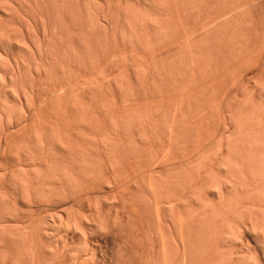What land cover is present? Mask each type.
<instances>
[{"label": "rangeland", "instance_id": "rangeland-1", "mask_svg": "<svg viewBox=\"0 0 264 264\" xmlns=\"http://www.w3.org/2000/svg\"><path fill=\"white\" fill-rule=\"evenodd\" d=\"M106 0H98L97 2V4L96 5H98L99 4V7H95V5L94 6H92L91 8H93V11H95V13H97V12H100V11H102V10H104L105 11V9H106V12H107V8H109L108 6L110 5V3H112L111 4V7H112V11L113 12H115L118 8H119V10H117V13L119 14V16H118V14L116 13V15L115 14H113V12H111L114 16H115V19H116V17H120L119 18V20L121 19V16L123 17V12L122 11H126L128 8H130V9H135L136 7V9H135V11L137 12V13H139L141 10H143V12H145V10H144V7H145V5L146 4H143V2H139V1H143V0H138V2H137V0H126V1H129V3L128 4H131L132 5V7L129 5H125L126 3V1L125 0H121V2L123 3L124 2V4L122 5L121 4V2H119L120 0H113L112 2H109V5L106 7V4H105V7L103 6L104 4H102V3H104ZM131 1H134V2H132V3H134V4H132L131 3ZM135 1H136V3H135ZM145 1V0H144ZM248 0H243L242 2L243 3H241V4H239V5H237V6H240V5H243V7H241L239 10H237L234 14H231L230 15V13H229V15H227V17H226V15H225V17L224 16H222V17H224V18H219L220 19V21H218L217 23H216V21L217 20H219L218 18L216 19V21L215 22H213V20H212V22L213 23H211V22H207V26H206V23L205 24H203V25H205V27L206 28H204L203 26H201L200 24H198V25H200L199 27H197V25L195 26V27H193V29H195L196 27L197 28H199V29H195V30H192V32H194L193 33V35H192V33H190L191 35H190V37L188 36V40H183V43L179 46V44L178 43H176V44H178V45H176V47L174 46V43H173V45H172V47H171V45H169V47H171V48H173V49H167V48H165L166 50L164 51V53H162V51L161 52H159V50H158V53H159V55H154L153 54V58L149 55V56H146V57H148L146 60H145V58L144 57H142L143 58V60H144V62H143V60H142V58L140 57V56H136L135 54H133V55H135V57L133 56V55H131V54H128V56H121V57H124V58H126L125 59V62L123 61V59L124 58H121V57H119V56H114V57H116V58H114V57H112V58H110V59H107L106 61H105V63L107 64V62L109 63L108 65H106L105 66V64L103 63L102 64V66H103V68H101V69H103V71H101V69L100 70H98L97 69V72L95 73V74H98L99 72H101L102 74L100 75V73L98 74V75H96V77L94 76L91 80H93V81H91V80H89V82L87 81H85V82H83V86H81V87H79L80 85H82V84H80L79 86H77L74 90H70V89H68V91L66 92V94H60L61 96H59V95H57V97L55 98V96H52L51 97V95L49 96V98L46 100V102H45V105L43 106V108H41V112L39 111V113H38V115H37V113H36V116L34 115V117L36 118H32V120H38L37 122H39L40 123V121L42 120V122H43V120L45 121V119H47L46 121H48V123H46L47 125L49 124V121H53L54 123H56V122H58V123H60V126L62 127H64V129H70L71 131H72V133L73 132H77V134H75V135H77V136H74L73 138H74V140L75 139H77L76 141H80V143H79V149L78 150H76L75 152V155L79 152L80 154H81V151L83 152L82 153V155H84L85 157L88 155V154H86V153H89V155H88V157H84V156H81L79 153V155L77 156H71L72 154H74V151H72V152H70L69 150H67V149H65L64 151H66V153L64 154V159H65V162H61V165H66V166H68V167H70L71 168V163L74 161V163L75 164H77L78 162L80 163L81 162V160L82 159H80L81 157H83L84 159H86V160H82V161H85V162H81V163H83L82 165H83V167L81 166V164H79L78 163V165H80L81 166V168L83 169L84 168V170H85V167H87V169L89 170V171H91L89 174V176H83L82 174H84V173H82V171H80V175L78 174L77 176H76V174H77V168L79 167V166H77V167H75V169H76V172H74L73 170V173H74V175L72 176L71 175V179H73V180H75V181H77L78 183H79V181L80 180H82V182H86L85 180H95V179H98L99 181H100V177L102 176V177H104V178H102V179H105L106 181L105 182H107V179H110L111 181H109V183H107V185L105 186V185H101V187H104L102 190H101V188H100V186L98 185V182H96V186L98 185L99 186V188H98V191H99V193L97 192V190H96V188H95V190L96 191H94V189L92 188V185L91 184H93V183H91V182H89V183H91L90 184V186H89V183H88V185H86L85 183H83V186L82 187H84V184L86 185L85 186V188L88 186L89 188H87L88 190L89 189H93V193H90V191L88 192V194H86V195H84L85 196V199H84V196H83V194L84 193H82V192H86L85 191V188H84V191H83V188H81V190H80V188L78 189V185H81V184H76V191H74V188H75V186H72V187H74L73 188V191H74V193H73V191H71L70 190V186L69 187H65L66 185H69V184H71V185H74V184H72L73 183V181L71 180V182L72 183H69V184H67L66 183V181H65V178L67 179V180H69V176H70V172L71 171H69V174H67L68 173V171H67V167H65V170L67 171V173H66V171H65V173L68 175V176H65L66 174H64V178H63V180L65 181V183H66V185L64 186V188H66V189H63L62 187H58V186H60V184L59 185H56V184H58L57 182H59L58 181V179H57V177H56V175H55V167L53 168V167H51L52 168V170L54 171H51V169L49 168V170H47V172L49 171L51 174H52V172L54 173V175L52 174V176H53V178L54 177H56L55 179H57L56 181H54L53 180V178H50L51 177V174L50 173H48L49 175H50V177H48V179H49V184L51 185V189L52 188H54L55 190H57L59 193H61L64 197H63V199L64 200H66L67 199V201H69L68 203L66 202V204H64L63 205V203H60V202H58L59 200H61V199H58V203L57 202H55V201H53L55 198H58V197H60V196H62L61 194H59L57 191H53V195H56L57 193V196L58 197H55L53 200L51 199V198H46V197H44L43 196V194H41L42 195V197H40V196H38V198H42V200H40V199H36V197H35V199H36V201L37 202H35V199H32V200H29L28 199V197H26L27 196V194H26V192H27V190H26V188H24L23 187V185H21L20 184V182L23 184V180H25V178L27 177V175H25L26 177H24V174H26L27 173V170H28V173H29V171L31 170L32 171V168L31 167H33V165L34 164H32V163H35V162H32V160H31V164H32V166H30V165H26L27 164V162L26 163H24L25 161H27V159H28V162H30L29 161V158H31V157H27V159L25 160V158H24V156L23 155H25L26 154V152H25V147H28V145L30 144V143H35L37 140V138H39L38 136H36V134L39 132V130L36 128L37 126H38V124H37V122H36V124H33V123H31L32 122V120H31V124L29 125V126H25V128H23V127H20L19 129L17 128V130L16 129H13V131H11L10 129H12V128H14L15 126H16V124H17V119L18 118H16V114H17V112L19 111V110H16V109H19L21 106L23 107L24 106V108L26 107L25 105V103H26V97L24 98L23 97V94L25 93L24 92V89L22 88L21 89V86L19 87V88H17L19 85H17V87H16V85H14V83L13 82H11V81H13L12 79L10 80V77H11V71H12V66H11V64L13 63L14 65H15V59L14 58H16L17 60L19 59H22V58H24V61H26L27 60V58H25V57H23V56H25L26 54L25 53H27V52H23L25 55H23V53H21L20 52V49L19 48H17V47H13V48H10V47H7V48H5V47H1L0 46V53H1V55H0V78H2V79H0V82L2 83V85H1V83H0V100L2 101V102H0V104H4V105H6V107L8 108V109H6V107H5V109H6V111H7V115H6V113L4 112V114H5V116L4 115H2L3 116V119H4V121L2 122V124H4L2 127H1V122H0V130H1V132H0V140H1V137H2V139L3 140H1L2 142L0 143V203L2 202V203H4L5 202V200H6V203H8V205H6L7 207H9L8 209L6 208V206L3 204V205H1V207H0V227H2L3 229H1L0 228V231H4L5 229L7 230V231H4L3 233L2 232H0L1 233V235H4L3 236V238H2V236L0 237V239L2 240V239H4V241H0V242H2V244L0 243V264H15V262H16V264H32L30 261H31V259H29L30 261H28V259H27V255H28V253L26 252V249H27V246H25L26 244H27V242H22V241H20V240H18L17 238H13L12 237V240H13V242H12V240H9L10 238H8V236L7 235H10L11 233V235H13L14 233V235H16L17 234V236L18 235H20L21 234V231H24V232H26L25 230H23V229H29L28 230V232H30L31 230H33V231H31V233H32V235L34 236L33 237V239L35 238V240H33V243H34V245H35V243H37L38 245H37V247L38 248H36L37 249V251H38V253L40 254H38L39 255V258H40V261H42V262H39V264H156V261H157V263L159 262V264H168V263H170L169 261H171V264L173 263V264H177L178 263V261L180 260V262L181 261H183V256H182V258H177V259H175L176 260V262H175V260L172 262V260L174 259V257H175V251H174V253H173V251H172V247L171 248H169L170 246H174V245H172V244H175V243H177L178 241H180V242H182L183 241V239H185V241H186V239L189 237L188 235H186V234H189L190 235V233H191V235H190V237L191 238H188L187 239V241L189 240V239H191V241L189 240L188 241V244L191 242V243H193V244H195V245H192L191 247H190V244H189V247H188V245H187V241H186V246H187V248H189L191 251L193 250V247H194V250L195 251H192L193 253V255L191 256L192 257V260L193 261H195L194 260V258H195V256H196V260L197 261H195V262H193V261H191V263L193 262V263H195V264H203L204 263V261L203 260H206V259H201V256H197L196 254V249H198V252H200L199 250H200V248L201 249H204L203 247L205 246L204 244H208V243H206V242H209L210 240L214 243V244H217V245H219L220 244V249L218 250L219 252H221V254L220 253H218V256H219V258H217L218 260H217V264H229L230 262L226 259V258H228L229 260H231L230 258H232L231 256H229V253H232V255L233 254H235V257H234V259H232V262H234V264H253V260H252V258H251V254L249 253V252H247V253H249V254H247L246 253V250H245V244H246V240H249V236H248V232H247V234H242L241 236H239V234H241V233H239V231H240V229H239V227L241 226V225H238V224H236V223H240V224H242V221H244L245 219V217L244 216H246V212L245 211H247V210H249L250 208H251V206H252V204L255 202V199L254 198H252L250 195L249 196H246V195H243L242 193V195H236V193H234V191L232 190V192L230 193L229 192V194L230 195H228V197L227 198H225L224 197V199H219V195H220V192H218L220 189V184H222V182L221 181H223L224 180V178H225V176H229V177H235L234 179H237L236 177H240L241 176V174H239V172L237 171V173H236V169H234V170H232L233 171V173H236L234 176L232 175V174H230V173H228V171H224L223 169L226 167L225 165H224V163H222L223 164V167H221V171L218 169L219 168V165L218 164H220V162H222V156L220 155V154H222V155H224L225 156V154H223V152L225 151V153H226V150L227 149H225L224 151H223V149L224 148H226L227 146H228V144H230V146L232 145V149H235L236 147V149L235 150H237V149H239V147L241 148V146L244 148V146H245V144H247V145H249V142L247 141L249 138H248V136H249V132H251V134H252V132H253V130L252 131H250L251 129H253V128H255L256 127V125L254 124L253 126H252V124L251 123H253L252 122V120H254V122H256V120L258 121V122H260L259 120H262V121H264V78H263V76L262 75H264V37H262V36H264V0H249L248 2H247ZM260 1V2H259ZM100 2H101V6H100ZM108 2V1H107ZM107 2H105V3H107ZM114 2H115V4L116 5H114ZM246 3V5H245V3ZM145 3V2H144ZM261 3V4H260ZM118 4H120L119 6H118ZM113 5V6H112ZM133 5H134V7H133ZM141 5V6H140ZM245 5V6H244ZM261 5V6H260ZM125 6H127L126 8V10H125ZM140 6V7H139ZM237 6H236V8H237ZM248 6V7H247ZM259 6V7H258ZM85 7H87V6H85ZM105 9H104V8ZM110 7V8H111ZM116 7H117V9H116ZM123 8L122 10H121V12H119L120 11V8ZM147 7H149L148 8V10L150 9V6H147L146 5V8L145 9H147ZM184 7V6H183ZM182 7V8H183ZM257 7V8H256ZM84 8V7H83ZM88 8V7H87ZM86 8V9H87ZM100 8V9H99ZM102 8V9H101ZM139 8H140V10H139ZM244 8V9H243ZM89 9V8H88ZM116 9V10H115ZM129 9V10H130ZM156 9V8H155ZM238 9V8H237ZM84 10V9H83ZM91 10V9H90ZM100 10V11H99ZM110 10V9H109ZM126 11V12H129L130 13V11H132V10H130V11ZM139 10V11H138ZM148 10H146V11H148ZM250 10V11H249ZM85 11V10H84ZM87 11V10H86ZM85 11V12H86ZM92 11V10H91ZM235 11V10H234ZM243 11H245V12H243ZM133 12V11H132ZM142 12V11H141ZM238 12V13H237ZM249 12V13H248ZM122 13V14H121ZM248 13V14H247ZM252 13V14H251ZM125 14V13H124ZM132 14H134V16H135V13L133 12V13H131V15ZM241 14V15H240ZM85 15H87V13L85 14ZM236 15V16H235ZM255 15V16H254ZM91 16H92V14H91ZM126 15H124V17H125ZM133 16V15H132ZM136 16H138V15H136ZM235 16V17H234ZM249 16V17H248ZM254 16V17H253ZM263 16V17H262ZM127 17V16H126ZM238 17V18H237ZM251 17H253L252 19H251ZM256 17V18H255ZM262 17V18H261ZM118 18H117V20L116 21H118L119 22V25H120V22H124L125 20H124V18L123 19H121V21H119L118 20ZM126 19V18H125ZM235 19V20H234ZM240 19V20H239ZM194 20V19H193ZM225 20V21H224ZM235 22H234V21ZM243 20V21H242ZM241 21V22H240ZM86 22H87V20H86ZM123 22H122V24H123ZM252 22V23H251ZM125 23V22H124ZM237 23V24H236ZM246 23V24H245ZM250 23V24H249ZM257 23V24H256ZM210 24V25H209ZM211 24H212V26H211ZM225 26H224V25ZM230 24H232V25H230ZM240 24V25H239ZM261 24V25H260ZM124 25V24H123ZM222 26V27H221ZM230 26V27H229ZM247 26V27H246ZM253 26H255L254 27V29L252 30V27ZM257 26V27H256ZM203 27V28H202ZM221 27V28H220ZM235 27V28H234ZM250 27H251V29H250ZM122 28H123V26H122ZM218 28V29H217ZM223 28V29H222ZM230 28V29H229ZM206 29V30H205ZM221 31H220V30ZM238 29V30H237ZM257 29H258V31H257ZM247 30V31H246ZM251 31L252 30V32L254 33H252V32H249V31ZM100 31V30H99ZM97 31V33H100V32H102V31ZM204 31V32H203ZM208 31H209V33H208ZM220 31V32H219ZM228 31V32H227ZM234 31V32H233ZM243 31H245V32H243ZM218 32V33H217ZM248 34H247V33ZM96 33V34H97ZM211 33V34H210ZM213 33V34H212ZM224 33V34H223ZM226 33V34H225ZM229 33H231V34H229ZM242 33V34H241ZM250 33H252L251 35H249ZM205 34H206V38H205ZM220 34V35H219ZM233 34H234V36L235 37H233ZM256 34H258V35H256ZM188 35V34H187ZM203 35V36H202ZM212 35V36H211ZM223 35H225V36H223ZM229 35H230V37H229ZM238 35V36H237ZM253 35V36H252ZM98 36H100V35H98ZM208 36V37H207ZM209 36H211L212 38H210ZM223 36V37H222ZM247 36H248V38H247ZM259 36V37H258ZM185 38H186V36H184ZM201 37H203V39L201 38ZM237 37V38H236ZM244 37H246V38H244ZM251 37V38H250ZM219 38V39H218ZM222 38V39H221ZM233 38H235V39H233ZM252 38H255L256 40H254V39H252ZM259 38H260V40H259ZM199 39V40H198ZM212 39V40H211ZM214 39H216V41L214 40ZM218 39V40H217ZM245 39H246V41H245ZM247 39H249L248 41L250 42V41H252L253 40V42H254V45L253 44H250V43H253V42H250V43H248L247 42ZM35 40V39H34ZM33 40V41H34ZM201 40V41H200ZM204 40V41H203ZM205 40H206V42H205ZM212 42H211V41ZM221 40V41H220ZM223 40V41H222ZM224 40H226V42H224ZM230 40V41H229ZM235 40H236V42H235ZM242 40H244V41H242ZM259 40V41H258ZM215 41V42H214ZM237 41L238 42H240V44H243V45H245L246 46V48L244 49H241V53L239 54V55H236L237 53L235 52V47H233L232 49H234V50H232L231 49V46L233 45L231 42H233L235 45L234 46H236V44H237ZM178 42V41H177ZM182 42V40H180V43ZM193 42V43H192ZM199 42H201V44L199 43ZM215 44H214V43ZM220 42V43H219ZM222 42V43H221ZM242 42H245V44L244 43H242ZM256 42H257V45H255L256 44ZM260 42V43H259ZM212 43V44H211ZM217 43V44H216ZM219 43V44H218ZM224 43V44H223ZM228 43V44H227ZM229 43H231L230 45L231 46H226V45H229ZM263 43V44H262ZM200 44V45H199ZM215 46H217V47H215ZM190 45H191V47H190ZM198 45V46H197ZM206 45V46H205ZM209 45L211 46L210 47V49H209ZM213 45V46H212ZM218 45H220V46H224L223 47V49L221 48V51L219 50L218 51V49H220V46H219V48H218ZM238 45V44H237ZM242 45V46H243ZM178 46V47H177ZM248 46V47H247ZM252 46H256V47H252ZM175 47V48H174ZM189 47V48H188ZM193 47V48H192ZM225 47H227V48H225ZM229 47H230V51L232 50V52H230V53H235V56L236 57H232V55H230L231 56V58H232V62L230 61V60H228L229 58H230V56H228V53H227V50H229ZM251 47L252 48H254V49H251ZM5 50H4V49ZM9 48V49H8ZM14 48H15V50H14ZM17 48V49H16ZM203 48V49H202ZM212 48H213V50H214V48H215V50H214V52H212L213 50H212ZM218 48V49H217ZM255 48H258V49H255ZM262 48H263V50H262ZM13 51V52H11V50ZM164 49V48H163ZM201 49H202V51H201ZM205 49H208V51H210L212 54H214V55H211L212 57L213 56H215L216 57V52H218L217 54V57L214 59V57H213V59L212 58H210L211 56L209 55V54H211V53H209L208 54V52L206 53V51H205ZM226 49V50H225ZM248 49H250L249 50V52H248ZM4 50V51H3ZM19 50V52L21 53L20 55H23V56H20L19 57V52H17ZM168 50V51H167ZM175 50V51H174ZM194 50V51H193ZM245 51V53H244V55H243V52ZM255 50V51H254ZM258 50H259V53H258ZM9 51V52H8ZM16 51V52H15ZM169 51H171V52H169ZM182 51V52H181ZM185 51V52H184ZM191 51V52H190ZM197 51H199L200 52V54H203L204 52H205V54H203V56H204V58L207 56V54L210 56H208V58L207 59H209L211 62H209V63H207V66H205L206 65V62H208L207 61V59L206 60H204V58H202V57H200V56H202V55H200L199 54V52H197ZM226 52V54H227V57H226V54H225V56L224 57H226V58H224V59H222L221 60V58H223V55H224V53L223 52ZM254 51V53H252ZM11 52V53H10ZM167 52L168 53H170V54H167ZM194 52V53H193ZM196 52V53H195ZM222 52V55L220 56V53ZM238 52H240V50L238 51ZM13 53V54H12ZM172 53V54H171ZM186 53V54H185ZM229 53V54H230ZM250 53V54H249ZM252 53V54H251ZM258 55H257V54ZM7 54V55H6ZM11 54V55H10ZM17 54V55H16ZM166 54V55H165ZM179 54H181V55H179ZM185 54V55H184ZM191 54V55H190ZM197 54H199L198 56H197ZM242 54V55H241ZM13 55V56H12ZM30 54H27L26 56L28 57ZM174 55V56H173ZM178 55V56H177ZM189 55V56H188ZM194 55H196L197 57H200V58H195V56L193 57ZM251 55H252V57H251ZM260 55V56H259ZM17 56V57H16ZM132 56V57H131ZM155 56H156V58H155ZM191 56V57H190ZM244 56V57H243ZM246 56V57H245ZM13 57V58H12ZM19 57V58H18ZM30 57H31V55H30ZM117 57H119V58H117ZM131 57V58H130ZM170 57V58H169ZM183 57H186V58H183ZM190 57V58H189ZM229 57V58H228ZM241 57V58H240ZM248 57H250V58H248ZM29 58V57H28ZM115 60H114V59ZM139 58H141V59H139ZM151 58V59H150ZM156 60H155V59ZM162 58V59H161ZM166 58V59H165ZM168 58V59H167ZM171 58H174V59H171ZM202 58V59H201ZM219 59V61H218V59ZM240 58V59H239ZM258 58V59H257ZM263 58V59H262ZM7 59H10V60H12V61H10V60H7ZM122 59V60H121ZM130 59V60H129ZM133 59V60H132ZM137 59V60H136ZM141 61H139V60ZM149 59V60H148ZM171 59V60H170ZM180 59V60H179ZM198 59V61L197 62H200V63H202V60H204L203 61V63L202 64H204V65H200V64H198L197 62H196V60ZM199 59H200V61H199ZM213 61H212V60ZM225 59L226 60H228V62L226 61L225 62ZM235 61H234V60ZM242 59V60H241ZM114 60V61H113ZM121 60V61H120ZM126 60H128V61H126ZM132 60V61H131ZM135 60H136V62H135ZM153 60V61H152ZM158 60V61H157ZM179 60V62L178 63H180V65H182L181 64V61L183 62L184 60L185 61H187V64L188 63H190V64H192V65H187V69H188V67L190 66V68H189V70H190V72H189V70H186L187 72H189V73H187V72H182V73H187L188 75L190 74V76H192L193 75V73H194V75L190 78V76H188L187 74H185V76H186V79H187V77H188V79H189V81H188V79H187V81H186V83H189L190 81H192V82H190V84L192 83V85H188V84H182L181 86L182 87H184L185 86V88H186V86L188 85L189 87H187V88H191L190 89V91L188 90V89H185V88H182L181 86H179L182 82H184L186 79H184V81H181L180 79H182L183 77H185L182 73H180L179 74V76L177 77L178 78V83L176 84L175 82H176V77L174 78V74H173V72H170V73H172L171 75L169 74V78L166 76L165 77V75L166 74H168L167 73V71L169 72V70H171V68H172V66H174L175 68H176V66L177 65H179L178 63H177V61ZM189 60V61H188ZM195 60V61H194ZM214 60H217L216 62H214ZM221 60V61H220ZM239 60H240V62L242 63H240L239 62ZM244 60H245V62H244ZM4 61V62H3ZM12 62V63H10V62ZM27 61H32L30 58H29V60H27ZM152 61V62H151ZM155 61V62H154ZM185 61H184V63H185ZM247 61V62H246ZM251 61V62H250ZM8 62V63H7ZM33 62V61H32ZM113 62V63H112ZM146 62V63H145ZM170 62V63H169ZM195 64H193V63ZM205 62V63H204ZM213 62V64H211ZM222 62H224V64H226L225 66L223 65V67L221 68L220 67V64H221V66H222ZM239 62V63H238ZM249 62H250V64H249ZM31 63V62H30ZM144 63H145V65H144ZM153 63V64H152ZM156 63V64H155ZM172 63V64H171ZM177 63V64H176ZM216 63V64H215ZM219 63V64H218ZM236 63V64H235ZM245 63V64H244ZM254 63V64H253ZM257 63V64H256ZM3 64V65H2ZM112 64V65H111ZM136 64V65H135ZM165 64V65H164ZM232 64V65H231ZM234 64V65H233ZM6 65V66H5ZM13 65V66H14ZM27 65H28V63H27ZM148 67H147V66ZM159 65V66H158ZM168 65H170V66H168ZM197 65H200V66H198V67H201V68H199L200 70H198V67H197ZM209 65H213V66H215V65H218V66H215V67H218V68H216L215 69V67L213 68V66H212V68H210L211 66H209ZM227 65H228V67H227ZM231 67H230V66ZM239 65V66H238ZM5 66V67H4ZM101 66V67H102ZM166 66H168V67H166ZM193 66V67H192ZM195 66V67H194ZM207 67V68H205V67ZM209 66V67H208ZM234 66V67H233ZM240 66H244V67H242L243 69L246 67V72H245V70H243ZM251 66H253V67H251ZM258 66V67H257ZM7 67H9V68H7ZM105 67V68H104ZM141 67V68H140ZM145 67H147V68H145ZM152 67H154V68H152ZM162 67H164V68H162ZM165 67H166V70L167 71H165L166 72V74L164 75V72H163V69H165ZM170 67V68H169ZM174 67H173V69H174ZM192 67V68H191ZM196 67H197V71H196ZM204 69H203V68ZM248 67V68H247ZM100 68V67H99ZM133 68V69H132ZM149 68V69H148ZM161 68V69H160ZM225 69V71H224V69ZM231 68V69H230ZM237 69V71H235L236 69ZM241 68V69H240ZM251 68V69H250ZM141 69H143L142 71H147V73H149V75L151 74V76L152 75H154V73H157V77H156V80H154V81H156V84H157V82H159V87L156 85V86H154V88L153 87H150V89L152 88V91H157L158 93H157V95L155 94V93H153L152 92V94L150 95L151 96V98H150V96H149V94H147V92L149 93V92H151V90L150 89H148L149 91H147V88L146 87H144L143 88V90H144V93L146 94H144L143 92L140 94V95H142L141 96V98H140V96L138 97L137 96V98L139 99H141V101L143 100V99H145V98H147V99H145V100H143L142 102H140L138 99H135V100H138V102L139 103H137L136 104V102H135V100L133 101L132 100V98L130 99V100H132V102L130 101H128L127 102V104L125 103V106L124 107H128V106H130L131 108L133 107H135V106H137L138 104L139 105H141V107L143 106H147V108L149 107L148 105H152V104H154L155 102L154 101H156V103L155 104H157L158 105V107H160L161 109H162V107L164 106L165 107V105L167 104V106L164 108L163 107V109L165 110V109H167L168 107L171 109V107L174 109V110H176V112L175 113H177V116H176V114H173V116L172 117H170V115L169 116H165V117H162V116H157L156 115V118H155V116L154 117H151V119H153V120H151V122L153 121V123H151V122H148V120L150 121V119H148L147 118V120H146V118H144V117H146V116H144L143 117V115H141V117H143V119L145 120L144 122L146 123V121H147V123H150V125L151 124H153L154 125V123L157 125V127L156 128H154L155 126H153V128L154 129H150L151 131L152 130H156L157 128H158V125L160 124V122H162V120L163 121H165V120H167V119H169V117H170V121L169 120H167V123H171V121L173 120L174 122H175V120H177L178 122L180 121V123L182 122L181 120H185V121H187V122H185L184 121V123L182 122L181 123V127L179 126V125H177V127H178V130L175 128V127H171V126H168L167 125V127H169V129H172V130H174V128L178 131H176V133H180L179 135L178 134H176L177 136H179L178 137V139L180 140H172L171 138V134H173V133H171L170 134V132H175V131H171L170 130V132L169 131H167V130H169V129H167L166 131L167 132H169V134L171 135H169L170 136V141H172L171 143H170V145H163V144H166V141L163 143V140L165 139V138H168L169 136L167 135L166 136V132H164V133H166L165 134V138L163 139H161V138H157V137H159V136H156L155 137V132L156 131H154V133H153V131L151 132H147V133H149V134H151V133H153L154 135V138H152L153 139V141H152V139L150 140V138L151 137H149L150 135H148L147 133H145L144 135H147V136H144V135H142L143 136V138L146 140V142L147 141H149V144L151 145V147L149 148H147V146L145 145V144H143V143H140L141 141L142 142H144L143 140V138L141 137V132H140V134L138 133H136L135 135L137 136V137H134V138H132L131 136L132 135H130L129 133L131 132L132 133V131H133V129H135V127L133 128V129H130L129 130V135H127V133L125 132L124 134H126L127 135V142L131 139L132 141H133V143L135 142L133 139H135V138H138L139 137V135H140V140H141V138H142V140L140 141L139 140V143H140V145L142 144V145H144V146H146V147H144V148H147V151H145L144 149H143V146H142V148H140L139 146H138V144H136L137 145V147H138V149H137V147H136V145H132L133 143H131L132 141L130 140V142H128L129 144H128V146L130 147V149L127 147V142L124 140V139H122V137L120 136V138H121V140H123V141H125L126 142V146H124V147H126V148H124L123 146V149H121L120 147V149H118V148H115L116 149V151L114 152V150L115 149H112V150H110V151H113V154L115 155V154H118V151L119 150H122V153L124 152V150L126 151V152H128V150H129V153H130V151H131V155H128V154H125V153H123V155L125 154V156L127 157V160H128V162H127V160L125 159V158H122V159H120V158H117L118 157V155L116 156V160L119 162H117V161H115V159H111L113 162H115L116 164L118 163V164H120L121 162L123 163L124 161L126 162H124L123 164L125 165H123L122 163V166L121 165H116V164H113V162L112 163H110L109 164V162L111 161H109V159L108 158H106V156H102V154H103V152L105 151V149L106 148H102V149H96L97 147L95 146V144H94V141L93 140H95V139H97L98 141L100 140V138L102 137V135H97L96 133H94V134H96V138L95 139H93L91 136L89 137V132L88 131H86L87 133H89L87 136L89 137H87L86 136V133H84V136H86V137H84V136H82V134H80L79 132L81 131L82 132V130H79L78 131V129H79V127H80V125H77V124H80V122L82 121V119L81 118H83V120L85 121V119H84V116H83V111L81 112H78L77 111V113L76 112H72L71 110L69 111L68 109L71 107V105L73 104V102L74 103H83L84 102V104L85 103H88L89 102V104H90V106L92 105V102H93V100L92 99H95V101H99V102H97V105H96V102H93V104H94V106H100V105H98V104H103L104 103V106L105 107H108V105L109 106H111V104H116V106H115V104L113 105V107L115 106V107H121L119 104L120 103H122L121 101L123 100L122 98V96H121V93H120V91L118 90V92H116V90H117V87H119V85L121 84H129L128 86H130L131 84L130 83H135V82H137V80L138 79H135V78H137L138 77V74H139V72H140V74L142 73V75L144 74V72H141ZM147 69V70H146ZM152 69H155V70H152ZM169 69V70H168ZM172 69V71H174ZM192 69H194L195 71H196V74L199 72V71H201V69H203L202 71H203V73H202V75H204V74H206L207 76H202L201 75V73L199 72V74L198 75H196L195 74V72L192 70ZM209 69V70H208ZM210 69H212V71L210 70ZM213 69H215V70H213ZM218 69H220V70H218ZM254 71H253V70ZM257 69V70H256ZM108 70V71H107ZM149 70L151 71V73L149 72ZM157 70V71H156ZM159 70V71H158ZM205 70H207V71H205ZM222 70H223V72H222ZM244 72H243V71ZM259 70V71H258ZM121 71V72H120ZM130 71V72H129ZM160 71H161V73H160ZM176 72H177V70H175ZM193 71V72H192ZM209 71V72H208ZM228 71V72H227ZM240 71V72H239ZM242 71V72H241ZM9 72V73H8ZM104 72V73H103ZM154 72V73H153ZM159 72V73H158ZM204 72H206V73H204ZM208 72V73H207ZM211 72V73H210ZM214 72H215V74H214ZM218 72H220V73H218ZM225 72V73H224ZM230 72H231V74H230ZM239 72V73H238ZM258 72V73H257ZM7 73V74H6ZM126 73V74H125ZM129 73V74H128ZM131 73V74H130ZM163 73V76L161 75ZM179 73V72H178ZM178 73H175V74H178ZM221 73H224V74H221ZM233 73H234V75H233ZM237 73V74H236ZM123 74V75H122ZM135 74H137L136 76H135ZM139 74V77L138 78H140V76H142V75H140ZM159 74V75H158ZM220 74V75H219ZM163 77H161V76ZM172 75H174L173 77H172ZM201 75V76H200ZM216 75V76H215ZM219 75V76H218ZM223 75V76H222ZM232 75V76H231ZM238 75V76H237ZM239 75H242V76H239ZM256 75V76H255ZM105 76V77H104ZM124 76V77H123ZM161 77V79H162V81L160 82V81H157L158 80V77ZM183 76V77H182ZM211 78H210V77ZM220 76H221V78H220ZM227 77V78H225V77ZM230 76V77H229ZM180 77H182V78H180ZM193 77H195L194 79H193ZM200 77H203V79H204V81H206V83L203 81V80H201L202 78H200ZM207 77V78H206ZM217 77V78H216ZM222 77H223V79H224V81H222L223 79H222ZM237 77V78H236ZM257 79H256V78ZM12 78V77H11ZM97 78V79H96ZM99 78V79H98ZM121 78V79H120ZM168 78V79H167ZM220 78V79H219ZM233 78V79H232ZM123 79V80H122ZM129 79H131V81L129 80ZM160 79V78H159ZM164 79V80H163ZM166 79V80H165ZM172 79V80H171ZM176 79V80H175ZM207 79V80H206ZM229 79V80H228ZM233 81H232V80ZM239 81H238V80ZM252 79V80H251ZM260 79V80H259ZM2 80H3V82H2ZM29 80H30V78H29ZM130 82H129V81ZM132 80H134V81H132ZM169 80H170V83H169ZM216 80V81H215ZM231 80V81H230ZM235 80V81H234ZM249 80V81H248ZM263 80V81H262ZM114 83H113V82ZM124 81V82H123ZM153 81V82H154ZM165 81H166V83H165ZM171 81H173V84H171ZM180 81V82H179ZM196 83V84H193L194 82ZM202 81V82H201ZM237 81V82H236ZM96 82H98V83H96ZM108 82V83H107ZM115 82H117V87H116V89H115V92L116 93H118V94H120V97H122V98H118V96H117V94L116 93H114L113 91L114 90H112V88H115V87H111V86H114L115 85ZM119 82V83H118ZM129 82V83H128ZM213 82H215V83H213ZM218 82V83H217ZM219 82H221V83H219ZM222 82H224V84H226V82H227V84L226 85H224ZM254 82V83H253ZM5 83H6V85H5ZM85 83V84H84ZM88 83V85H86ZM133 83H132V85H133ZM161 83H163V85L161 84ZM180 83V84H179ZM197 83H198V85H197ZM16 84V83H15ZM90 84V85H89ZM93 84V86H91ZM97 84V85H96ZM102 84H103V86H102ZM135 84H137V83H135ZM161 84V85H160ZM166 84V85H165ZM167 84L169 85L170 84V87L168 86V90H171L170 88H171V86H177L178 85V87H177V90H176V88H173L172 87V90L171 91H168L167 90ZM210 84V85H209ZM216 84H217V86H216ZM228 84H230L229 86H228ZM241 84H244V85H241ZM3 85H4V87H3ZM10 85H11V87H10ZM18 89V91H20V93H21V95H20V97H19V100H22V101H18V99H15V98H18V97H16V95L15 94H19V92L17 91V90H15L16 88H14V86ZM108 85V86H107ZM139 85V89H140V91H141V85L140 84H138ZM184 85V86H183ZM196 85L198 86V87H196ZM219 85V86H218ZM232 85V86H231ZM13 86V87H12ZM87 86H89L88 87V89H87ZM124 85H122V87H123ZM127 86V87H128ZM136 86V88L138 87L137 85H134L133 87H132V89L134 88ZM141 86V87H140ZM166 86V87H165ZM207 86V87H206ZM220 86H221V92H220ZM223 86V87H222ZM231 86V87H230ZM259 86V87H258ZM10 87V88H9ZM85 87V88H84ZM91 87V88H90ZM110 87H111V89H110ZM126 86H124V88L126 89L127 88ZM155 87H158V88H155ZM166 88V91H168V92H166L165 93V89H161V88ZM182 88V91L180 90L181 88ZM195 87H196V89H195ZM211 87V88H210ZM214 87H216V88H214ZM227 89H226V88ZM234 87V88H233ZM27 88V87H26ZM94 88H95V90H94ZM120 88V87H119ZM118 88V89H119ZM135 88V89H136ZM179 88V89H178ZM207 88H209V89H207ZM214 88V89H213ZM229 88V89H228ZM2 89V90H1ZM20 89V90H19ZM29 89V88H28ZM92 89V90H91ZM108 89H110V90H108ZM121 89V88H120ZM128 89V88H127ZM138 89V90H139ZM146 89V90H145ZM155 89V90H154ZM157 89V90H156ZM159 89H161L162 90V92L164 93H161V94H159ZM201 89V90H200ZM205 89V90H204ZM216 89V90H215ZM218 89V90H217ZM226 89V90H225ZM10 90H12L11 92H9ZM17 91L16 93H15V91ZM23 90V91H22ZM70 90V91H69ZM94 90V91H93ZM112 90V91H111ZM123 90V89H122ZM142 90V91H143ZM183 90H184V92H183ZM191 90H192V92H191ZM203 90V91H202ZM206 90H210L209 92L208 91H206ZM212 90V91H211ZM223 90V91H222ZM229 90V91H228ZM7 91V92H6ZM28 91V90H27ZM29 91H30V89H29ZM28 91V92H29ZM79 91H80V93H79ZM175 93H174V92ZM187 91V92H186ZM194 91H195V93H194ZM199 91H202V92H200V93H204V91H205V93L206 92H208V94L209 93H211V92H216V95H215V100H214V98H212V100L210 101L211 102V104H210V106L208 105L210 102H208V104H207V106L209 107H207L208 109L206 110V109H204V107H203V105H202V108H201V111L198 109V108H200V107H198L197 108V106L198 105H201V104H199V102L198 101H200V100H198L199 98H197V94H199V96H200V93H199ZM218 91V92H217ZM227 93H226V92ZM240 91V92H239ZM3 92V93H2ZM13 92V93H12ZM71 92V93H70ZM73 92V93H72ZM97 92V93H96ZM101 92V93H100ZM171 94H170V93ZM181 92V93H180ZM193 93V94H195V95H197V96H192L193 94H189V93ZM197 92V93H196ZM223 92H225V94H223ZM230 92V93H229ZM7 93H9V94H7ZM23 93V94H22ZM68 93V94H67ZM70 93V94H69ZM75 93H76V95H75ZM106 95H105V94ZM176 93H177V95H176ZM217 93H218V95H217ZM222 93V94H221ZM74 94V95H73ZM81 94V95H80ZM87 94V95H86ZM93 94V95H92ZM99 94V95H98ZM113 94H115V95H113ZM123 94V96H124V94L126 95V93L125 92H123L122 93ZM153 94H155V95H153ZM159 94V95H158ZM163 94V95H162ZM169 94V95H168ZM174 94V95H173ZM180 94V95H179ZM188 94H189V96H188ZM220 94V95H219ZM63 95H64V98H63ZM84 95V96H83ZM110 95V96H109ZM148 95V96H147ZM162 95V96H161ZM168 95V96H167ZM176 95V96H175ZM186 95V96H185ZM9 96V97H8ZM17 96H19V95H17ZM25 96V95H24ZM59 96V97H58ZM93 97L94 96V98H91V97ZM98 96V97H97ZM102 97V99H101V97ZM112 96L114 97V98H112ZM116 96V97H115ZM146 96V97H145ZM156 96V97H155ZM164 96V97H163ZM176 98H175V97ZM178 96V97H177ZM181 96H182V98H181ZM188 96V97H187ZM193 97V99H197V100H193L192 98V101L189 99V97ZM216 96H217V98H216ZM219 96V97H218ZM221 96V97H220ZM238 96V97H237ZM23 98V99H25V101H23V99H20V98ZM75 97V98H74ZM88 97V98H87ZM96 97V98H95ZM109 97V98H108ZM126 97V96H125ZM125 97H124V99H125ZM152 97H154V98H152ZM188 100H186L185 98ZM2 98V99H1ZM55 98V99H54ZM62 98H63V100H62ZM70 98V99H69ZM72 98V99H71ZM77 98V99H76ZM82 98V99H81ZM105 98L107 99V100H105ZM127 98V97H126ZM143 98V99H142ZM158 100H157V99ZM170 98H171V100H170ZM177 101H174V99ZM178 98V99H177ZM179 98H181V99H179ZM220 98H222V100L220 99ZM61 99V100H60ZM67 99V100H66ZM75 99V100H74ZM120 99H122L121 101H120V103L119 102H117V100H120ZM150 99H152V101L153 102H151V100ZM154 99V100H153ZM161 99V100H160ZM186 100V103H184L185 102V100ZM200 99H201V97H200ZM58 100L60 101V102H58ZM73 102H72V101ZM115 100V101H114ZM126 100V99H125ZM148 100L151 102V104H150V102H148ZM164 100H165V102H164ZM171 101V102H169V101ZM190 100V101H189ZM220 100V101H219ZM6 101V102H5ZM8 101V102H7ZM10 101V102H9ZM14 101V102H13ZM55 101V103H53ZM71 101V102H70ZM79 101V102H78ZM101 101V102H100ZM144 101H146V102H144ZM158 101H160L159 103L162 105H159V103H157ZM180 101V102H179ZM181 101H182V103H181ZM194 101V102H193ZM196 101H197V105H196ZM201 101H202V99H201ZM209 101V100H208ZM219 101V102H218ZM223 101V102H222ZM238 101V102H237ZM16 102H19V103H16ZM20 102H22V103H20ZM24 102V103H23ZM50 102V103H49ZM62 102H64V103H66V104H62ZM107 102H111V104L109 103L108 105H106L107 104ZM119 103V104H117V103ZM134 102V103H133ZM148 102V103H147ZM174 102H175V105H174ZM187 102H188V104H187ZM212 102H213V105H212ZM243 102V103H242ZM58 103H60V104H58ZM81 103V105H83L84 107L86 106V104L84 105V104H82ZM129 103V104H128ZM165 103V104H164ZM169 103V104H168ZM186 104V105H184V104ZM190 103H192V106H191V104ZM194 103H195V105H196V108H197V111H199L200 113H197V111L195 110V112L198 114V116H197V114L196 115H194L193 117L192 116H190L189 114L187 115L188 117H190L189 119H188V117L187 116H185L184 117V115H182L181 117H180V113L182 112V113H185L184 111L186 110L185 108L186 107H188V106H191V107H193L194 106ZM239 103V104H238ZM258 103H260V104H258ZM23 104V105H22ZM47 104V105H46ZM88 104V105H89ZM124 104V103H123ZM123 104H121L122 106H123ZM147 104V105H146ZM155 104L154 105H152L151 107H154L155 106ZM171 104V105H170ZM180 104H181V106H182V108L180 107ZM219 105V107H218V105ZM241 104V105H240ZM256 104V105H255ZM262 104V105H261ZM3 105V106H4ZM8 105V106H7ZM18 105H21L20 107L18 106ZM54 105V106H53ZM59 107H58V106ZM62 105H63V107H62ZM65 105V106H64ZM67 105H68V107H67ZM80 105V104H79ZM78 105V106H79ZM87 105V107H90V106H88ZM117 105H119V106H117ZM157 105L155 106V107H157ZM178 105V106H177ZM215 105H216V107H215ZM242 106V107H240V106ZM256 106V108H255V106ZM258 105V106H257ZM83 106H79V107H83ZM93 106V105H92ZM176 106H177V108H176ZM183 106H184V108H183ZM238 106H239V109H237L238 108ZM21 107V108H22ZM83 107V108H84ZM87 107H86V109H87ZM102 107H103V105H102ZM112 107V106H111ZM138 107V106H137ZM179 107V108H178ZM213 107V109H211V108ZM234 107H235V109H234ZM9 108H11V109H9ZM53 108H54V112L52 113V111H53ZM62 108V109H61ZM68 108V109H67ZM91 108H93V107H91ZM95 108V107H94ZM123 108V107H122ZM194 108H195V106H194ZM195 108V109H196ZM216 108V109H215ZM219 108V109H218ZM233 108V109H232ZM4 109V110H5ZM13 109V110H12ZM56 109V110H55ZM64 109V110H63ZM172 109V110H173ZM178 109H181L180 111V113L178 112L179 110ZM182 109H185L184 111H182ZM211 109V110H210ZM223 109H224V111H223ZM236 109L238 110V112H236ZM256 109V110H255ZM261 109V110H260ZM14 110H15V113H14ZM44 110V111H43ZM63 110V111H62ZM66 110V111H65ZM210 110V112H208ZM216 110V111H215ZM253 110V111H252ZM10 111H12L11 112V114H10ZM46 111H48V112H46ZM68 111V112H67ZM203 111H204V113H203ZM207 112V114H205L206 112ZM214 111V112H213ZM235 111V112H234ZM246 111H247V113H246ZM255 111V112H254ZM259 111V112H258ZM57 112V113H56ZM62 113V115H61V113ZM64 112V113H63ZM72 112V113H71ZM216 112V113H215ZM232 112V113H231ZM12 113H14V114H12ZM19 113H21V111L19 112ZM19 113L17 114V116H19ZM45 113V114H44ZM51 113V114H50ZM80 113H82V114H80ZM178 113L180 114V115H178ZM203 115H202V114ZM217 113H220V114H217ZM230 113V114H229ZM236 113H238V114H236ZM243 113H244V115H246V117L247 116H249V117H245L244 115H243ZM257 113V114H256ZM258 113H261L260 115L258 114ZM40 114H41V116H40ZM49 114V115H48ZM85 114V113H84ZM195 114V113H194ZM201 116H200V115ZM255 116H253V115ZM10 117H9V116ZM14 115V116H13ZM52 115V116H51ZM103 115V114H102ZM101 115V116H102ZM138 116H136L137 118L135 119V120H133L132 121V119H134L135 118V115L133 116V115H131V116H133V118L131 117L130 119L131 120H129L128 118V122H126V123H128L129 124V126H130V128H131V126L132 125H134V126H136L139 122H142L143 123V125H144V122H143V119H140V114H137ZM162 115V114H161ZM192 115V114H191ZM210 115V116H209ZM215 115H217V116H215ZM233 115V116H232ZM234 115H236V117L237 116H239L238 118H236ZM50 116V117H49ZM83 116V117H82ZM101 116H100V121H102V123L101 124H103L104 122H106L105 124H108V126H109V118L106 120V118H101ZM104 116V115H103ZM163 116H164V113H163ZM179 116V117H178ZM196 116V117H195ZM204 116V117H203ZM220 116V117H219ZM242 116H243V119H242ZM250 116H252V117H250ZM12 118V122H11V120H9V122H10V124H11V127L12 126H14V124H15V126L14 127H12V128H9V126L10 125H8L7 123H9L8 122V118ZM40 119H38V118ZM44 117V118H43ZM105 117V116H104ZM130 117V116H129ZM139 117V118H138ZM161 117L162 118H165V120L164 119H162V120H159V118L161 119ZM168 117V118H167ZM176 117H178L179 119H181V120H179V119H177ZM199 117H201V118H199ZM210 117V118H209ZM235 118V120H234V118ZM244 117H245V119H244ZM253 117H254V119H253ZM259 119H258V118ZM52 118V119H51ZM54 118V119H53ZM63 118V119H62ZM172 118V119H171ZM174 118V119H173ZM242 120H241V119ZM251 118V119H250ZM50 119V120H49ZM59 119V120H58ZM61 119H62V121H61ZM156 119V120H155ZM187 119V120H186ZM192 119V120H191ZM208 119V120H207ZM210 119V120H209ZM249 119H250V121H249ZM6 120H7V122H6ZM34 120V121H35ZM99 120V119H98ZM104 120H106V121H104ZM109 120V121H108ZM137 120V121H136ZM139 120H141V121H139ZM189 120V121H188ZM195 120L196 121H198L197 123L195 122ZM201 120H202V122H201ZM206 120V121H205ZM236 120L237 121H241V122H236ZM246 122H245V121ZM2 121V120H1ZM14 121V122H13ZM15 121H16V123H15ZM56 121V122H55ZM79 122V123H77L76 124V122ZM84 121L83 122H81L82 123V127L81 128H83V126L85 127L86 125H83V123H84ZM104 121V122H103ZM159 121V122H158ZM169 121V122H168ZM173 121H172V124H170V125H172V126H174L173 124ZM190 121L193 123L194 122V124L192 125V129H191V124H190ZM204 121H205V123H204ZM232 121H235V122H232ZM249 121V122H248ZM61 122H63V123H61ZM131 122V123H130ZM133 122L135 123V124H133ZM248 122V124L247 125H250V126H248L249 128H250V130H249V128L247 127V125H246V123ZM45 123V122H44ZM75 123V124H74ZM125 123V124H126ZM165 123H166V121H165ZM164 122L162 123V125L164 124V129L165 128H167V127H165L166 126V124H165ZM199 123V124H198ZM230 123V124H229ZM235 123V124H234ZM238 123H240V124H242V125H238ZM250 123V124H249ZM53 124V123H52ZM85 124V123H84ZM132 124V125H131ZM140 125H141V123H139ZM139 124L137 125V126H139ZM177 124V123H176ZM179 124V123H178ZM234 124V125H233ZM6 125H8V128L6 127ZM37 125V126H36ZM161 125V124H160ZM160 125H159V128H160ZM161 125V127H163ZM190 126V128H188L189 126ZM228 125V126H227ZM32 126V127H31ZM36 126V127H35ZM77 126H78V128H77ZM106 126V125H105ZM108 126H106V127H108ZM128 126V125H127ZM136 126V129L138 128ZM142 126V125H141ZM186 126H188V127H186ZM193 126H198V127H193ZM236 127V128H234V127ZM240 126V127H239ZM243 128H242V127ZM66 127V128H65ZM86 127H88V126H86ZM171 127V128H170ZM185 129H184V128ZM253 127V128H252ZM26 128L28 129V130H26ZM75 128H77V130L75 129ZM90 128V127H89ZM129 128V127H128ZM150 128H152V125H151V127ZM158 128V129H159ZM247 128V129H246ZM7 129V130H6ZM24 129V130H23ZM30 129V130H29ZM37 131V133H36V131ZM64 129H62V130H64ZM84 129V128H83ZM86 130H87V128H85ZM161 129H163V128H161ZM161 129H159V130H161ZM186 129H188V130H190V131H186ZM196 129V130H195ZM198 129V130H197ZM240 129V130H239ZM5 130V131H4ZM15 130V131H14ZM19 130V131H18ZM22 130V131H21ZM132 130V131H131ZM158 130V131H159ZM179 130H181V131H179ZM192 130H194V132L192 131ZM243 130V131H242ZM248 130V131H247ZM7 131H11L12 132V134H10V135H8V137L5 135V132H6V134H9V132H7ZM17 131H18V133H17ZM34 131V132H33ZM66 131V130H65ZM85 131V130H84ZM94 131V130H93ZM92 131V132H93ZM125 131H127V130H125ZM157 131V132H158ZM184 131H186L185 133H184ZM236 131H237V133H236ZM240 131V132H239ZM245 131V132H244ZM4 132V133H3ZM10 132V133H11ZM22 132V133H21ZM90 132H91V129H90ZM109 131H107V133H108ZM134 132H136L135 130H134ZM134 132H133V134H134ZM159 132H162V130L161 131H159ZM158 132V133H159ZM184 133V135L182 134V133ZM190 132V135L188 134V133ZM193 132V133H192ZM33 133V134H32ZM36 133V134H35ZM54 133V132H53ZM53 133H52V136H53ZM67 133V132H66ZM70 133V132H69ZM69 133H68V136H69ZM114 133V132H113ZM112 133V134H113ZM157 133V134H158ZM163 133V134H164ZM238 133H241V135L240 134H238ZM244 133V134H243ZM21 136H20V135ZM35 134V135H34ZM79 134V135H78ZM102 134V133H101ZM121 134H123V132L121 133ZM156 134V135H157ZM162 133H160V135H161ZM175 134V133H174ZM247 134H248V136H247ZM3 135V136H2ZM8 138V142H7V138H5V136ZM12 135V136H11ZM37 135H39V134H37ZM55 133H54V136L53 137H55ZM84 138L83 140H81L80 139V137L81 136ZM106 136L108 135V136H110L111 138L113 137L114 138V136L112 135H109V134H105ZM135 135H133V136H135ZM159 135V134H158ZM186 135V136H185ZM187 135H189V136H187ZM238 137H237V136ZM240 135V136H239ZM14 136V137H13ZM23 136H25V138L23 137ZM28 136H30V137H28ZM32 136V137H31ZM78 136H80V137H78ZM97 136H98V138H97ZM122 136H124V135H122ZM152 136V135H151ZM174 136V135H173ZM177 136H174L173 138H175V137H177ZM183 136V138H181ZM192 138H191V137ZM77 137V138H76ZM81 137V138H82ZM103 137H105V136H103ZM102 137V138H103ZM128 137H131L130 139L128 138ZM146 137H149V138H146ZM160 137H163V135L162 136H160ZM186 138V140H185V138ZM241 138V139H238V138ZM250 138H251V136H249ZM20 140H19V139ZM35 139V140H33V139ZM87 138V139H86ZM92 138V139H91ZM124 138H125V136H124ZM233 138H235V139H233ZM244 138H245V140L246 141H244ZM10 139H12V140H10ZM24 139H26V140H24ZM32 139V140H31ZM79 139V140H78ZM157 139L158 140H161V141H157ZM169 139V138H168ZM168 139H166V140H168ZM176 139V138H175ZM191 139V140H190ZM230 139V140H229ZM233 141H232V140ZM243 139V140H242ZM19 140V141H18ZM29 140V141H28ZM90 140V141H89ZM91 140H92V142H91ZM96 140V141H97ZM156 140V144L154 143V144H151L150 142H154ZM184 140V141H183ZM235 140V141H234ZM238 140V141H237ZM13 141H14V143H13ZM26 141V142H25ZM32 141V142H31ZM81 141H82V143H81ZM98 141L96 142V143H98ZM101 141L102 140H100L99 141V143L101 144ZM137 141H138V139H137ZM169 141V140H168ZM169 141V142H170ZM221 141V142H220ZM223 141H225L224 143H225V145H227V146H225V145H222V144H224L223 143ZM228 141V143H226ZM233 142V144H232V142ZM243 141V142H242ZM5 142H6V145H5ZM25 142V143H24ZM28 142V143H27ZM145 142V143H146ZM157 142H159V143H157ZM176 142V143H175ZM185 142V143H184ZM241 142L243 143V144H241ZM244 142H246V143H244ZM248 142V143H247ZM8 143V144H7ZM27 143V144H26ZM93 144V145H90V144ZM98 143V144H99ZM135 143H137V142H135ZM134 143V144H135ZM161 143H163V144H161ZM173 143H175V144H173ZM178 143V144H177ZM180 143V144H179ZM184 143V144H183ZM220 143H222V144H220ZM82 144V145H81ZM87 144H89V146L87 145ZM121 144H123L122 142H121ZM131 144V145H130ZM158 144H159V147L160 148H157L158 147ZM182 144V145H181ZM12 145V146H11ZM14 145V146H13ZM23 145V146H22ZM27 145V146H26ZM31 145V144H30ZM29 145V146H30ZM35 146H36V144H34ZM33 145V147H35ZM86 145H87V147H88V149H87V147H86ZM148 145V144H147ZM153 145V146H152ZM161 145H163V146H166L167 148H166V150L163 148V146H161ZM174 145V146H173ZM178 145V146H177ZM17 146V147H16ZM22 146V147H21ZM25 146V147H24ZM80 146H82V147H80ZM93 148H92V147ZM132 146V147H131ZM170 146V147H169ZM221 146H224L223 148L221 147ZM239 146V147H238ZM250 146V145H249ZM21 149H20V148ZM36 147H38V146H36ZM32 148V145H31V152L29 153L30 155H31V153H33V151H34V155L32 154V158L34 159L33 161H36L35 160V156H37V158L39 159V157L40 156H38V155H40V151H37V150H40L39 149V147L38 148ZM77 147V148H78ZM102 147V146H101ZM174 147V148H173ZM177 147V148H176ZM247 147V146H246ZM6 148V149H5ZM19 150H18V149ZM76 148V149H77ZM132 148H134V149H136V150H134V149H132ZM164 149V150H160V149ZM10 149V150H9ZM29 149V147L26 149L27 151H29L30 150ZM34 149V150H33ZM80 149H83V150H80ZM91 149V150H90ZM96 151V153H95V151ZM140 149L141 150H143V151H140ZM149 149V150H148ZM156 149V150H155ZM168 149V150H167ZM222 149V150H221ZM231 149V150H232ZM87 150V151H86ZM107 151H109V149H106ZM135 152H134V151ZM153 150V151H152ZM240 150V149H239ZM17 151H19L18 153H17ZM20 151H21V153H20ZM25 153H24V152ZM69 151V152H68ZM91 153H90V152ZM97 151H100V152H97ZM101 151H102V153H101ZM107 151H105L104 153H106ZM133 151V152H132ZM136 151H140V153H138V152H136ZM155 151V152H154ZM166 151H167V153H169V154H167L166 153ZM219 151V153H217ZM222 151V152H221ZM233 152H235L234 150H232ZM39 152V153H38ZM85 152V153H84ZM117 152V153H116ZM153 152H154V155H153ZM161 152V154H159V153ZM172 152V153H171ZM174 152H176V153H174ZM236 152H241V151H236ZM4 153V154H3ZM24 153V154H23ZM28 153V152H27ZM70 154V156H69V154ZM72 153V154H71ZM99 153V154H98ZM108 153V152H107ZM106 153V154H107ZM121 153V151L119 152V154ZM134 153V155L137 153L138 155H133L134 157H132V154ZM150 153H152V154H150ZM166 153V154H165ZM187 153V154H186ZM19 154V155H18ZM22 154V155H21ZM29 154H27V155H29ZM35 154H37V155H35ZM55 154V153H54ZM67 154H68V156H67ZM91 154H93L91 157H90V155ZM109 154L111 155L112 153L111 152H109ZM159 154V155H158ZM162 154H164V155H162ZM243 154V153H242ZM242 154L241 155H239L238 153H236V155H239V157L240 156H242ZM9 155V156H8ZM21 155V156H20ZM29 155V156H30ZM98 155V156H97ZM114 155L112 156V157H114ZM122 155V154H121ZM151 155H153L152 157H151ZM173 155V156H172ZM215 155V156H214ZM221 156V160H220V158L219 159H217V157L218 156ZM233 156H234V154H232ZM244 156H243V158H247L248 157V155L247 154H243ZM247 155V157H245ZM18 156V157H17ZM34 156V157H33ZM54 156V155H53ZM52 156V157H53ZM81 156V157H80ZM96 156V157H95ZM102 156V157H101ZM110 156V157H111ZM120 156V155H119ZM140 156V157H139ZM168 156V157H167ZM214 156V157H213ZM223 156V157H224ZM8 157V158H7ZM77 157H79V161L76 163L75 161H77L76 159H78ZM92 157H95L94 158V160H96V162L95 161H93V158ZM109 157V156H108ZM109 157V158H110ZM120 157H122V156H120ZM124 157V156H123ZM129 157H131V158H129ZM138 159H137V158ZM151 157V158H150ZM172 157V158H171ZM215 157H216V159H215ZM234 157H236V156H234ZM36 158V159H37ZM72 158L74 159V160H72ZM92 159V161L90 160V159ZM98 158V159H97ZM136 158V159H135ZM161 158V159H160ZM166 158H168V159H166ZM173 158H177L176 160L175 159H173ZM241 159H242V157H240ZM18 159V160H17ZM20 159V160H19ZM25 161H24V160ZM37 159V160H38ZM100 159H101V161H100ZM125 159V160H124ZM154 159V160H153ZM167 161H166V160ZM211 159V160H210ZM216 161H215V160ZM233 159H236V158H230V160H233ZM237 159H238V156H237ZM236 159V160H237ZM241 159H240V164L243 162H241ZM99 160V161H98ZM105 161V163H106V165H108V167H109V165H111L112 164V166H110V167H112L111 168V170H106V169H110V167L108 168V167H106V166H104V161ZM121 160V161H120ZM220 160V162H218ZM239 160V159H238ZM238 160H237V162H238ZM39 161V160H38ZM37 161V162H38ZM64 161V160H63ZM86 161H88V162H86ZM91 161V162H90ZM103 161V162H102ZM132 161V162H131ZM149 163H148V162ZM175 161V162H174ZM235 161V160H234ZM36 162V163H37ZM138 162H140V163H138ZM217 162V163H216ZM236 161H235V164L234 165H236V163H237ZM246 162H247V159H246ZM62 163H64V164H62ZM74 163H72V164H74ZM89 163V164H88ZM90 163H91V165H90ZM99 163V166L98 165H96V164H98ZM100 163H101V165L103 166V167H106L105 168V170L104 169H102L101 171H99L98 172V170H97V167H99L100 169L102 168V166L100 165ZM131 165H130V164ZM133 163H136V165H137V167H135L136 165L134 164L133 165ZM145 163V164H144ZM189 163V164H188ZM211 163V164H210ZM212 163H214V165H212ZM232 163H234L233 161L231 162V164ZM30 164V163H29ZM39 164V165H38ZM38 164H35V165H37L38 167L40 166V163H38ZM59 164H60V162H59ZM67 164H69V165H67ZM74 164V165H75ZM88 164V165H87ZM170 164V165H169ZM173 164V165H172ZM205 164H207V165H205ZM216 164V165H215ZM243 164V166H244V164H246V163H242ZM34 165V166H35ZM71 165V166H70ZM87 165V166H86ZM92 165H94V166H92ZM114 165H115V167L117 166V168L114 170L113 168H114ZM126 165H129L128 167L126 166ZM150 165V166H149ZM201 165H202V167L204 166L205 167V169H206V171H204V168L202 169V167H201ZM209 165H211V166H213V167H211V166H209ZM218 165V166H217ZM233 165V166H234ZM30 166V167H29ZM36 166V167H37ZM52 166V165H51ZM91 166V168H89ZM97 166V167H96ZM101 166V167H100ZM143 166V167H142ZM215 166H216V168H215ZM237 166V165H236ZM35 167V168H36ZM38 167L36 168V169H38ZM92 167L93 168H95V170L94 169H92ZM139 167V168H138ZM188 167V169H185V168H187ZM207 167V168H206ZM211 169H210V168ZM34 168V167H33ZM41 168V167H40ZM39 168V169H40ZM45 168H47V167H45ZM58 168V167H57ZM56 168V169H57ZM72 168H74V167H72ZM119 168H123V170L121 171V169H119ZM142 168V169H141ZM190 168V169H189ZM198 168V169H197ZM209 168V169H208ZM215 168V169H214ZM227 168V167H226ZM69 169V168H68ZM80 169V168H79ZM78 169V170H79ZM82 169H80V170H82ZM120 170L119 172H116L117 170ZM126 169V170H125ZM167 169V170H166ZM213 169V170H212ZM44 170V169H43ZM71 170V169H70ZM105 172H104V171ZM112 170H114V172L115 173H111V175L113 174V177H114V175H115V179L116 180H118L117 181V183H116V186L114 185V182L116 181V180H114L113 179V177L109 174ZM130 170V171H129ZM187 170H189V172L187 171ZM202 172V174L199 172ZM208 170V171H207ZM210 170V171H209ZM225 170H228V168L227 169H225ZM23 171H24V174H23ZM26 171V172H25ZM33 171H34V169H33ZM36 171V170H35ZM93 171H96V172H94L93 173ZM106 171H107V173L111 176H109V178H107L108 176H107V174H105L106 173ZM127 172V174H126V172ZM134 171V172H133ZM168 171V172H167ZM170 171H172V173L170 172ZM231 171V170H230ZM231 171V172H232ZM20 172H21V174H20ZM84 172V171H83ZM85 172H86V170H85ZM99 173V175H100V177L99 176H96V175H98V173ZM120 172H121V175H120ZM126 174H124V173ZM140 172V173H139ZM145 172V173H144ZM198 172V173H197ZM207 172V173H206ZM212 174H211V173ZM220 172L222 173V175H221V177L219 178L218 176L220 175ZM225 172V173H224ZM14 173V174H13ZM18 173L20 174V175H18ZM27 173V174H28ZM35 173V172H34ZM72 173V172H71ZM82 173V174H81ZM88 173H86V174H88ZM168 175H167V174ZM172 175H171V174ZM188 173V174H187ZM192 173V174H191ZM223 173L225 174V175H223ZM16 174H17V176H16ZM31 174V173H30ZM93 174V175H92ZM103 174V175H102ZM105 174V175H104ZM119 174V176H116V175H118ZM136 174V175H135ZM165 174V175H164ZM170 174V175H169ZM199 174V175H198ZM219 174V175H218ZM228 174V175H227ZM4 175V176H3ZM14 175V176H13ZM32 176H33V174H31ZM81 175H82V177H81ZM126 176V177H124V176ZM167 175V176H166ZM176 175V176H175ZM192 175H193V177H192ZM209 175V176H208ZM210 175H213V178L212 177H210ZM218 175V176H217ZM105 176H107V177H105ZM121 176V177H120ZM141 176V177H140ZM168 178V177H172V179H170V178H168L167 180H169L168 182H166V184H168V183H170V182H172V180H174V182H176L177 181V184H178V187H177V185H176V183H174L176 186L175 187H177V189H173L172 188V186L174 187V185H172V184H170V185H172L171 186V191L172 190H176L175 192L176 193H178L179 192V196L180 197H182L181 199H180V197L178 196V194H176V196H174V201H173V199L171 200V199H169V201L171 200V202H172V204H171V202L169 203V201L167 202L166 200V204H164V205H167V204H171V206H173L174 207V205L175 204H177L178 202H181V203H178L179 205L181 204L183 207H185V208H183L181 205L179 206V207H181V208H176V206H175V208L173 209V207H171L170 205H167V206H170V208L174 211V213H173V215H171V213L169 212L171 209H169L168 211H167V209L165 210L166 211V213L165 214H168L169 216H172V219H174V220H177V221H173L174 222V224L175 225H178V227L177 226H173V223L171 224V217H168V215L166 216L165 214H164V212H162V213H160L159 212V210H158V208L160 209H162V207H160L159 206V204H158V202L157 203H155L156 201H157V198H159V197H161V198H159V199H161V202H163L164 203V201H162V192L161 193H159V194H161V195H159L158 194V192H160V190L162 189V188H164L165 187V185H164V187H161V186H163L162 184L164 183L165 184V182H163V181H161V182H163L162 184H161V182H160V180H165L166 181V177ZM183 176H184V178H183ZM198 176V177H197ZM205 178H204V177ZM21 177V178H20ZM33 177H35V176H33ZM73 177V178H72ZM159 177V178H158ZM164 177V178H163ZM175 177V178H174ZM202 177V178H201ZM210 177V179H208ZM218 179H217V178ZM120 178V179H119ZM123 178V180H121ZM161 178V179H160ZM187 178H189V179H191L192 178V181H190V183H189V179H188V181H187ZM195 178V179H194ZM53 181H52V180ZM84 179V180H83ZM101 179V180H102ZM214 179H215V181H214ZM220 179V180H219ZM12 180H13V182H12ZM20 182H19V181ZM98 180H96V181H98ZM119 180H120V182H119ZM155 180V181H154ZM157 180V181H156ZM176 180V181H175ZM178 180L180 181V183H181V185L182 186H180L179 185V183H178ZM184 180H186L185 182H184ZM193 180H194V182H193ZM201 180V181H200ZM204 180V181H203ZM211 180V181H210ZM225 180H226V178H225ZM225 180L223 181V182H225ZM74 181V182H75ZM113 181V182H112ZM125 181V182H124ZM142 181V182H141ZM182 181H183V183H182ZM198 181V182H197ZM208 181H210V182H208ZM221 183H220V182ZM237 181H239V179L237 180ZM52 182H56V183H53L52 184ZM67 182H70V181H67ZM81 182V181H80ZM81 182V183H82ZM88 182V181H87ZM94 182V185H95V181H93ZM100 182H102V184H103V180L102 181H100ZM104 182V184H106ZM144 182V183H143ZM155 182V183H154ZM159 182V183H158ZM189 184H191V182H193L194 183V185H196V187H197V189H192L193 191H191V193L189 192V194H187L188 193V191H186V190H189L190 191V188L188 187V183ZM218 182V183H217ZM15 183V184H14ZM19 183V184H18ZM111 183H112V186H111ZM124 183V184H123ZM126 183V184H125ZM141 183L143 184V185H141ZM199 183H200V185H199ZM215 183V184H214ZM54 184H55V186H54ZM64 184V183H63ZM99 184H101V183H99ZM108 184H109V186H108ZM118 184H119V186H118ZM185 184V185H184ZM188 184V185H187ZM198 184V185H197ZM49 185V186H50ZM124 185V186H123ZM141 185V186H140ZM154 186V187H149V186ZM158 185H159V188H158ZM170 185H169V187H170ZM192 185V184H191ZM194 185H192L191 187H195ZM211 185H212V188H211ZM213 185H216V187L215 186H213ZM219 185V186H218ZM15 186V187H14ZM18 186V187H17ZM52 186H54V187H52ZM95 186V187H96ZM108 186V187H107ZM138 186V187H137ZM145 186H147V187H145ZM167 186V185H166ZM20 187V188H19ZM24 189H23V188ZM60 188V189H58V188ZM71 187V188H72ZM81 187V186H80ZM152 189L153 188V192H151L152 193V195L154 196V194L153 193H156V201L155 202H153V203H148L149 202V200L151 201V199H147L146 197V195H148V194H146L148 191H149V193H150V189ZM160 187H161V189H160ZM179 187H181V188H179ZM195 187V188H196ZM199 187V188H198ZM200 187H202L203 188V191L201 190V188ZM209 187V188H208ZM23 190H22V189ZM48 188V187H47ZM111 188V189H110ZM141 188V189H140ZM145 190H144V189ZM146 188H148V189H146ZM166 188V187H165ZM164 188V189H165ZM167 188H168V186H167ZM186 190H185V189ZM189 188V189H188ZM218 188V189H217ZM18 189V190H17ZM68 189V190H67ZM143 189V190H142ZM156 189V190H155ZM198 189H199V191L201 190L202 191V193L201 192H199L198 191ZM205 189V190H204ZM25 190V193H23V191ZM32 190V189H31ZM48 190V189H47ZM46 190V191H47ZM64 190V191H63ZM66 190H67V192H66ZM69 190H70V192H69ZM113 190V191H112ZM148 190V191H147ZM163 190V189H162ZM161 190V191H162ZM168 190V189H167ZM186 192H185V191ZM217 190V191H216ZM18 191V192H17ZM33 191V190H32ZM79 191V192H78ZM104 191V192H103ZM145 192V194H143L144 192ZM147 191V192H146ZM152 191V190H151ZM166 191V190H165ZM170 191V190H169ZM174 191H172V192H174ZM178 191V192H177ZM184 193H183V192ZM19 192H20V195H19ZM39 192H40V190H39ZM48 193H49V191H47ZM81 192V194H79ZM103 192V193H102ZM106 192V193H105ZM109 192V193H108ZM115 192V193H114ZM164 192V191H163ZM166 192H168V191H166ZM180 192H182L181 193V195H180ZM194 192V193H193ZM217 192L219 193V195H217ZM23 193V194H22ZM44 193H46V192H44ZM70 193V194H69ZM76 194L78 197L76 198V196L74 197L73 196V194ZM89 193L91 194L90 196H88L89 195ZM112 193V194H111ZM114 193V194H113ZM142 194L141 195V197H140V195L139 194ZM193 193V194H192ZM216 193V194H215ZM67 194V195H66ZM96 194H97V196H96ZM107 194V195H106ZM109 194V195H108ZM168 194V193H167ZM170 194H171V192H170ZM170 194H168V195H166L167 196V198H169V195ZM182 194H184V195H182ZM185 194H187V195H185ZM228 194V193H227ZM233 194H234V196H233ZM2 195L4 196V198H5V200H3V197H2ZM80 195V196H79ZM98 195H99V197H98ZM114 195V196H113ZM144 195V196H143ZM151 195V194H150ZM152 195H151V197H152ZM163 195H165V193H163ZM174 194L172 193L170 196L172 197ZM189 195H190V197H189ZM196 195V196H195ZM202 195V196H201ZM6 196H7V198H6ZM12 196V197H11ZM66 196H68V197H66ZM73 197L74 199H70V197ZM82 196V197H81ZM107 197L106 199H105V197ZM109 196H110V199H109ZM117 196V197H116ZM122 196H124V197H122ZM137 196H138V198H137ZM158 196V197H157ZM193 198H192V197ZM217 196V197H216ZM227 196V195H226ZM233 198H232V197ZM236 196V197H235ZM241 196V197H240ZM244 196V197H243ZM246 196V197H245ZM52 197H54V196H52ZM66 197V198H65ZM80 197V198H79ZM89 197L92 199V201H90L91 199H89ZM96 199H95V198ZM121 197L122 198H124L125 199V201H124V199H123V201L121 200ZM135 199H134V198ZM142 197H144V199H143V201H142ZM148 197H150V196H148ZM179 197V198H178ZM184 197H185V199H184ZM2 198V199H1ZM45 198V199H44ZM100 198V199H99ZM111 198H113V200L111 199ZM165 198V197H164ZM166 198V199H167ZM176 198H178V200H180V201H178ZM191 199V201H190V199ZM232 198V199H231ZM239 198V199H238ZM84 199V200H83ZM99 201H98V200ZM109 199V200H108ZM118 199V200H117ZM120 199V200H119ZM129 200L128 202H126L127 200ZM147 199V201L148 202H144L145 200ZM175 199H176V201H175ZM184 199V200H183ZM9 200V201H8ZM14 200H15V203H14ZM34 200V201H33ZM38 200H39V202H41L40 204H39V202H38ZM48 200V201H47ZM81 201V200H83L81 203L80 202H78V201ZM87 200V201H86ZM95 200V201H94ZM101 200V201H100ZM116 200V201H115ZM136 200V201H135ZM168 200V199H167ZM185 201V202H183V201ZM189 202H188V201ZM205 200V201H204ZM211 200V201H210ZM43 201H45V202H43ZM52 201V202H51ZM72 203H71V202ZM112 201V202H111ZM115 201V202H114ZM139 201V202H138ZM144 202L145 203V205H146V203L147 204H149V206L150 207H148V206H145L144 205V203H141V202ZM186 201H187V203H186ZM208 201H209V203H208ZM18 202H19V204H18ZM29 202H31V203H29ZM48 202V203H47ZM55 202V203H54ZM61 202H64V201H61ZM77 202V203H76ZM117 202V203H116ZM124 202V203H123ZM137 202V203H136ZM160 201H159V203H161ZM11 203V204H10ZM13 203V204H12ZM33 203V204H32ZM38 203V204H37ZM52 203H54V204H52ZM60 203V204H59ZM125 203H129L128 205H126ZM136 203V204H135ZM162 203V204H163ZM184 203V204H183ZM186 203V204H185ZM189 203V204H188ZM204 203V204H203ZM206 203V204H205ZM208 203V204H207ZM210 203H212L213 204V207H214V205L216 206V207H218V209H217V211H222V209L225 207V206H227L228 204H231L232 205V203H233V206H234V204H235V206H236V208L232 211V213H234V214H232L231 213V215H229V217H228V219H227V222H226V225L225 224H223L222 225V227L221 228H219V227H217V228H219V230L217 231V233L210 239V233H209V235H207L206 234V232H208V230H206V229H208V225H209V223H207V222H211V219L208 217L209 215L207 214V213H209V211H208V207H209V205H211L212 206V204H210ZM238 203H240V204H238ZM14 204H16L19 208H17V206L16 205H14ZM26 204H28V205H26ZM30 204V205H29ZM82 204V205H81ZM95 204H98V206L100 207H98V208H96L97 207V205H95ZM111 204V205H110ZM116 204V205H115ZM123 204V205H122ZM124 204H125V206H127L126 208L124 207ZM132 204V205H131ZM152 204H154V205H152ZM162 204H160V205H162ZM192 204H193V206H192ZM14 205V206H13ZM50 205V206H49ZM52 205H54V206H52ZM59 205H61L60 207H59ZM143 205V206H142ZM157 205V206H156ZM186 205V206H185ZM206 205V206H205ZM240 205V206H242V207H238V206ZM4 206V207H3ZM12 206V207H11ZM65 206V207H64ZM93 206V207H92ZM96 206V207H95ZM104 206V207H103ZM116 206H117V208H116ZM123 206V207H122ZM130 206H132V207H130ZM140 206V207H139ZM145 206V207H144ZM152 206V207H151ZM159 206V207H158ZM189 206H191V207H189ZM208 206V207H207ZM211 206H210V208H211ZM48 207V208H47ZM79 207V208H78ZM94 207H95V209H97V210H95L94 209ZM108 207V208H107ZM113 209H112V208ZM116 209H115V208ZM130 207V208H129ZM142 207H144L143 209H142ZM156 208V209H151L150 210V208ZM190 209V211H189V209ZM194 207V208H193ZM207 207V208H206ZM2 208V209H1ZM14 208H16V209H14ZM65 208V210H63V209ZM110 208V209H109ZM125 208V209H124ZM145 208L147 209L145 212H144V210H145ZM149 208V209H148ZM165 208H167V207H165ZM183 208V209H182ZM187 208V209H186ZM205 208H206V210L207 211H205ZM240 208V209H239ZM12 209V210H11ZM22 211H21V210ZM54 209V210H53ZM102 209V210H101ZM120 209H123V210H120ZM161 209H160V211H161ZM163 209H164V207H163ZM176 209V210H175ZM180 209H182L183 211H181ZM184 209H186V211L184 210ZM17 210V211H16ZM18 210H20V211H18ZM62 210V211H61ZM108 210V211H107ZM150 210V211H149ZM152 210H158V211H153V212H151ZM180 210V211H179ZM188 210V211H187ZM5 211V212H4ZM7 211V212H6ZM9 211H12V212H9ZM68 211V212H67ZM95 211V212H94ZM99 211V212H98ZM115 211V212H114ZM149 211V212H148ZM177 211V212H176ZM191 211H193V212H191ZM237 211H239L240 212V214L237 212ZM4 212V213H3ZM25 212V213H24ZM98 212V213H97ZM100 212H101V214H100ZM107 214H106V213ZM110 212V213H109ZM125 212V213H124ZM129 212V213H128ZM168 212V213H167ZM188 212V213H187ZM206 212V213H205ZM13 214V216H12V214ZM19 213V214H18ZM31 213V214H30ZM69 213V214H68ZM93 213H95V214H93ZM110 215H109V214ZM124 213V214H123ZM135 213V214H134ZM143 213V214H142ZM149 213H151V214H149ZM192 213V214H191ZM2 214V215H1ZM18 214V215H17ZM25 214V215H24ZM28 214V215H27ZM56 214H58L57 216H55ZM71 214V215H70ZM92 214V215H91ZM115 214V215H114ZM129 214V215H128ZM133 214V215H132ZM157 214V215H156ZM175 214V215H174ZM178 214V215H177ZM188 214V215H187ZM210 215H211V213H209ZM9 215V216H8ZM24 215V216H23ZM60 215V216H59ZM62 215V216H61ZM83 215V216H82ZM123 215V216H122ZM125 215V216H124ZM190 215V216H189ZM192 215V216H191ZM232 215H233V221H232V223L230 222V218L232 217ZM237 215V216H236ZM5 216H7V217H5ZM29 216V217H28ZM72 216V217H71ZM101 218V221H100V219H99V217ZM105 216V217H104ZM115 216L117 217V218H115ZM164 216L166 217V219H170L169 220V222H168V225H170V227H169V229L168 228H166V227H168V226H166V227H164L165 225H164V223L166 222V221H168V220H166L165 222H164ZM176 216V217H175ZM179 216V217H178ZM6 219H5V218ZM11 219H10V218ZM16 217H18V219H19V221H18V219L16 218ZM33 217V218H32ZM52 217V218H51ZM55 217V218H54ZM60 217L62 218V219H60ZM123 217V218H122ZM135 217V218H134ZM143 217V218H142ZM178 217V218H177ZM210 217H212V218H214V217H216V218H218L219 219V217H217L216 215L215 216H210ZM51 218V219H50ZM57 218H59L58 220H57ZM78 218H82L81 220L79 219V220H77ZM94 218H96V219H94ZM105 218V219H104ZM180 218V219H179ZM208 218V219H207ZM236 218V219H235ZM52 219L54 220V221H52ZM70 219V220H69ZM75 219V220H74ZM84 219V220H83ZM87 219V220H86ZM93 219V220H92ZM109 219H110V221H109ZM119 219V220H118ZM121 219V220H120ZM147 219H149V220H147ZM154 219V220H153ZM161 219V220H160ZM179 219V220H178ZM183 219V220H182ZM190 219V220H189ZM207 219V220H206ZM9 220V221H8ZM14 220V221H13ZM38 220V221H37ZM50 220V221H49ZM65 220H67V221H65ZM69 220V221H68ZM83 220V221H82ZM86 220V222H84ZM90 220V221H89ZM98 220V221H97ZM108 220V221H107ZM155 220L158 222H155ZM163 220V221H162ZM206 220V221H205ZM209 220V221H208ZM212 220H214V219H212ZM4 221V222H3ZM35 221V222H34ZM39 221H41V222H39ZM74 221H76V222H74ZM78 221H80V222H78ZM81 221H82V223H81ZM91 221L93 222V224L91 223ZM96 221H97V223H96ZM103 221V222H102ZM111 221H113L112 223H111ZM119 223H118V222ZM121 221V222H120ZM123 221V222H122ZM171 221V222H170ZM184 221V223H182ZM206 222L207 224H205L204 222ZM216 221V220H215ZM214 221V222H215ZM218 221V220H217ZM3 222V223H2ZM15 222V223H14ZM45 222V223H44ZM58 224H57V223ZM62 222V223H61ZM66 222V223H65ZM71 222V223H70ZM72 222H73V224H72ZM102 222V223H101ZM106 222V223H105ZM161 222H164V223H161ZM181 222V223H180ZM213 221L211 222L212 224L214 223ZM220 222V221H219ZM34 225H33V224ZM37 223V224H36ZM48 223V224H47ZM60 223V224H59ZM65 223V224H64ZM72 225V227L70 226V224ZM77 223V224H76ZM79 223H81L80 225H79ZM100 224V226H99V224ZM109 223L111 224L110 226H109ZM117 223V224H116ZM123 223V224H122ZM135 223H137V224H135ZM146 223V224H145ZM158 225H157V224ZM159 223H160V225H159ZM170 223V224H169ZM177 223V224H176ZM221 223V222H220ZM14 224V225H13ZM17 224H19L18 226H19V228H18V226H17ZM36 224V225H35ZM40 224V225H39ZM47 226H46V225ZM50 224V225H49ZM55 224V226H53ZM64 224V225H63ZM83 224V225H82ZM85 224V225H84ZM108 224V226H105V225H107ZM128 226H127V225ZM149 224V225H148ZM163 224V225H162ZM166 225H167V223H165ZM183 224V225H182ZM216 224L218 225V222H216ZM222 224V223H221ZM236 224V225H235ZM6 225V226H5ZM12 225V226H11ZM16 225V226H15ZM21 225V226H20ZM33 225V226H32ZM44 225V226H43ZM49 225V226H48ZM58 227H57V226ZM67 225V226H66ZM77 225H79L78 227H80V228H78L77 227ZM91 225H93V226H91ZM122 225V226H121ZM131 225V226H130ZM181 225V226H180ZM220 225V224H219ZM10 226H11V228H10ZM29 226V227H28ZM30 226H32L33 227V229H30ZM42 226V227H41ZM82 226V227H81ZM86 226V227H85ZM125 226V227H124ZM148 226V227H147ZM163 226V227H162ZM173 226V227H172ZM184 226V227H183ZM201 226V227H200ZM204 226H206V227H204ZM6 227V228H5ZM7 227H8V229H7ZM17 227V228H16ZM25 227H27V228H25ZM31 227V228H32ZM36 227H38V228H36ZM40 227H41V230H39L40 229ZM55 227V228H54ZM91 227V228H90ZM129 227V228H128ZM175 227H177V229H175ZM188 227V228H187ZM191 227H192V230H191ZM201 229H200V228ZM203 227L205 228L204 230L206 231V232H204V230H203ZM5 228V229H4ZM49 228V229H48ZM51 228V229H50ZM69 228V229H68ZM83 228V229H82ZM90 228V229H89ZM110 228V229H109ZM132 228V229H131ZM165 230H164V229ZM172 228H173V230H174V233L175 232H177V233H175L176 234V236L178 237V235H179V238L178 239H180V240H178L177 239V237H175V235L173 234V230H172ZM182 228V231H180V229ZM184 228V229H183ZM190 228V229H189ZM240 228H242V227H240ZM12 231H11V230ZM13 229H14V231H13ZM16 229H19V231H17ZM37 229V230H36ZM45 229V231L46 232H44V231H42V230H44ZM59 229V230H58ZM78 229V230H77ZM99 229V230H98ZM100 229H101V231H100ZM167 229V230H166ZM171 229V230H170ZM179 229V230H178ZM188 229V230H187ZM17 231V233H16V231ZM35 230L38 232H35ZM57 230H58V232H57ZM82 230V231H81ZM94 230V231H93ZM98 230V231H97ZM118 230V231H117ZM186 230V231H185ZM9 231H10V233H9ZM49 231V232H48ZM87 231V232H86ZM117 231V232H116ZM123 231V232H122ZM127 231V232H126ZM136 231V232H135ZM187 231H189L188 233H187ZM191 231V232H190ZM14 232V233H13ZM18 232H20V233H18ZM27 232V233H28ZM34 232V233H33ZM41 232V233H40ZM42 232H43V234H42ZM55 232H57V233H55ZM77 232V233H76ZM95 232V233H94ZM138 232V233H137ZM178 232H181V233H179L178 234ZM184 232H186V233H184ZM23 233V232H22ZM51 233H53V234H51ZM69 233V234H68ZM81 233V234H80ZM131 233V234H130ZM155 233V234H154ZM185 234V236L183 235H181V234ZM37 234V235H36ZM50 234V235H49ZM64 234V235H63ZM83 234H85V235H83ZM11 235H10V237H11ZM13 235V236H14ZM84 236V237H83ZM86 236V237H85ZM89 236V237H88ZM122 236V237H121ZM238 236H239V238H238ZM37 237V238H36ZM40 237V238H39ZM127 237V238H126ZM176 239H175V238ZM182 237V238H181ZM184 237H186V238H184ZM8 238V239H7ZM39 238V239H38ZM70 238V239H69ZM244 240H243V239ZM14 239H16L17 240V242L14 240ZM41 239V240H40ZM83 239V240H82ZM115 239V240H114ZM124 239L126 240L125 242H124ZM5 240H9L10 242H12V243H10L9 241H5ZM39 240V241H38ZM44 240V241H43ZM173 240H174V242H173ZM240 240V241H239ZM20 241V242H19ZM185 241L184 242H182V243H177V244H179L178 245V248L179 247H181L180 245H182L183 243H185ZM4 242H5V244H4ZM18 242L20 243V245L18 244ZM40 242V243H39ZM67 242V243H66ZM159 242V243H158ZM243 242H245V243H243ZM251 242V244H252V241H250ZM8 243H10L9 244V246H8ZM24 243H25V245H24ZM203 243V244H202ZM239 243V244H238ZM4 244V245H3ZM6 244H7V246H6ZM17 244V245H16ZM29 244V243H28ZM27 244V245H28ZM47 246H49V247H47ZM51 244V245H50ZM118 244V245H117ZM124 244V245H123ZM176 244V245H177ZM199 244H200V246H199ZM203 246H202V245ZM243 245V247H242V245ZM2 245H3V247H2ZM19 245V246H18ZM74 245H76V246H74ZM162 245H164L163 246V249L161 248L162 247ZM25 246V247H24ZM30 246V245H29ZM36 246V245H35ZM54 246H57V247H55L54 248ZM134 246V247H133ZM136 246V247H135ZM169 246V247H168ZM183 246H184V244H183ZM183 246H182V248H183ZM199 246V248H197V247ZM9 247H10V249H9ZM12 247H13V249H12ZM21 247V248H20ZM24 247V248H23ZM52 247V248H51ZM87 247V248H86ZM118 247V248H117ZM175 247H177V246H175ZM175 247H174V249H175ZM243 249H242V248ZM6 250H5V249ZM40 248V249H39ZM166 248V249H165ZM177 248V249H178ZM192 248V249H191ZM196 248V249H195ZM22 249V250H21ZM61 249V250H60ZM65 251H64V250ZM84 249V250H83ZM92 249V250H91ZM95 249V250H94ZM118 249L120 250L119 252H118ZM162 249V250H161ZM173 249V250H174ZM184 249V248H183ZM183 249H181L180 250V248L178 249V251H182ZM236 249V250H235ZM245 250V251H243V252H245V253H243V254H245V255H243L241 252H242V250ZM11 250V251H10ZM21 252H20V251ZM45 250V251H44ZM53 250V251H52ZM57 250V251H56ZM82 250V251H81ZM89 250V251H88ZM91 250V251H90ZM161 250V251H160ZM19 251V252H18ZM87 251V252H86ZM137 251V252H136ZM160 251V252H159ZM163 251V252H162ZM165 251H166V253H165ZM171 251H172V254H171ZM177 251V252H178ZM191 251H188V252H190V254H191ZM203 251V250H202ZM201 251V252H202ZM231 251H233V252H231ZM8 252V253H7ZM22 252H23V255H22ZM63 252V253H62ZM94 252V253H93ZM156 252V253H155ZM159 252V253H158ZM194 252L196 253L195 254V256H194ZM240 254V255H238L239 257H241V255L242 256H244L243 257V259L241 258V260L239 259V257L237 256V254L238 253ZM14 253V254H13ZM26 253V254H25ZM53 253V254H52ZM55 253V254H54ZM86 255H85V254ZM118 253V254H117ZM168 253V254H167ZM2 254V255H1ZM13 256H12V255ZM16 254V255H15ZM21 254V255H20ZM46 254V255H45ZM48 254V255H47ZM49 254H51V255H49ZM97 254V255H96ZM158 254H160V255H158ZM173 255L172 257H170L171 255ZM180 254V253H179ZM178 254V256L180 257L181 256V254H182V252H181V254L179 255ZM199 254V253H198ZM203 254V253H202ZM221 256H220V255ZM10 255V256H9ZM54 255V256H53ZM86 257H85V256ZM126 255V256H125ZM158 255V256H157ZM169 255V256H168ZM231 255V254H230ZM8 256H9V258H8ZM22 256V257H21ZM26 256V257H25ZM53 256V257H52ZM80 256V257H79ZM88 256V257H87ZM160 256V257H159ZM217 256V257H218ZM227 256H229V257H227ZM237 256V257H236ZM13 257H15V259L13 258ZM17 257V258H16ZM29 257V256H28ZM52 259H51V258ZM96 257V258H95ZM164 257H166V258H164ZM167 257H169V258H167ZM203 258H205L206 256L204 255V256H202ZM226 257V258H225ZM246 257V258H245ZM18 258H19V260H18ZM24 258V259H23ZM60 258V259H59ZM73 258V259H72ZM92 258V259H91ZM94 258V259H93ZM173 258V259H172ZM199 258L203 261H201L200 263H198L199 262ZM251 258V259H250ZM4 259V260H3ZM9 259V260H8ZM11 259V260H10ZM21 259V260H20ZM26 259V260H25ZM57 259V260H56ZM77 259V260H76ZM90 259V260H89ZM124 259V260H123ZM160 259V260H159ZM168 259V261H166ZM179 259V260H178ZM225 259L227 260V262L225 261ZM8 260V261H7ZM18 260V261H17ZM54 260V261H53ZM94 260V261H93ZM96 260V261H95ZM121 260V261H120ZM234 260V261H233ZM240 260V261H239ZM251 260V261H250ZM2 261V262H1ZM8 262V263H6V262ZM26 261V262H25ZM46 261V262H45ZM47 261H50V262H47ZM81 261V262H80ZM86 261V262H85ZM239 261V262H238ZM88 262H90V263H88ZM175 262V263H174ZM237 262V263H236ZM242 262V263H241ZM180 264H183V262L182 263H180Z\"/></svg>", "mask_w": 264, "mask_h": 264}, {"label": "bare ground", "instance_id": "bare-ground-1", "mask_svg": "<svg viewBox=\"0 0 264 264\" xmlns=\"http://www.w3.org/2000/svg\"><path fill=\"white\" fill-rule=\"evenodd\" d=\"M98 0H0V46L1 47H5V48H7V47H10V48H13V47H17V48H19L20 49V52L21 53H23L24 51L25 52H27V53H25L26 55L27 54H30L31 55V57H30V55L28 56L32 61H27V60H29V58L23 53V55H25V56H23V55H20L21 53L19 52V50L17 51V52H19V57L20 56H23V57H25V58H27V60L26 61H24V58H22V59H16V58H14L15 59V65L12 63L13 61V59L12 60H10V59H7V60H10V61H12V62H10V63H12L11 64V66H12V71H11V77H10V80L12 79L13 81H11V82H13L14 83V85H16V87H17V85H19L17 88H19L20 86H21V89L23 88L24 89V94H23V97L26 99V107L24 108V106L22 107L21 105H18L20 108L19 109H16V110H19L18 112H17V114L21 111V113H19V116H17V114L15 115L16 116V118H18L17 120V124H16V126H15V124H14V126H12V127H14V128H12L11 127V124H10V122H9V120H11V122H12V118L10 119V118H8L7 120H8V122L9 123H7L8 125H10L9 126V128H12V129H10L11 131H13V129H16L17 130V128L19 129L20 127H23V128H25V126L27 125V126H29L31 123H33V124H36V122L38 121H36L35 119V117H34V115L36 116V113H37V115H38V113H39V111L41 110V108H43V106L45 105V102H46V100L49 98V96L51 95V97L52 96H55V98L57 97V95H59V96H61L60 94H66V92L68 91V89H70V90H74L77 86H79L80 84H82V85H80L79 87H81V86H83V82H89V80H91L94 76L96 77V75H98L99 73H100V75L102 74L101 72H99L98 74H95L96 72H97V69L98 70H100L101 68H103V66H102V64L104 63L105 64V66L106 65H108L109 63V61L107 60V59H110V58H112V57H114L115 55L116 56H119V57H121V56H128V54H131V55H133V54H135L137 57L138 56H142V57H146V56H153V54L154 55H156L157 53H158V50H159V52H161L162 51V53H164V51L166 50L165 48H171L172 47V45H173V43H174V46L176 47V45H178L179 44V46L183 43V40L185 41V40H188L187 38H188V36L190 37V33H192V35H193V33L194 32H192V30H195L197 27H199L200 25L201 26H203L204 28H206L205 27V25H203V24H205L206 23V26H207V22L209 23V22H211V23H213V22H215L216 21V19L218 18H224L225 17V15H226V17H227V15H229V13H230V15L231 14H234L237 10H239L241 7H243V5H240V6H237V5H239V4H241V3H243L242 1L243 0H143V1H139V2H143V4H146L147 6H150V9L148 10V8L149 7H147V9H145L146 8V5H145V7H144V10H145V12H143V10H141L139 13H137L136 11H135V9L137 8H135L134 7V3H132V2H134V1H131V3L132 4H134L133 5V7L135 8V9H130V8H126L127 6H125V10L126 11H128L129 9L130 10H132L134 13H135V16H134V14H132L131 15V13H133L132 11H130V13L129 12H126V11H122L123 12V17L121 16V19H123L124 18V22H123V24H122V22H120V25H119V22L118 21H116L117 20V18L118 17H116V19H115V16L113 15V14H115L116 15V13H117V10H119V8L117 9V7H116V13L115 12H113L111 9H112V7H111V4L112 3H110V5H109V2H112L113 0H106L105 2H107V3H102V4H104L103 6L105 7V4H106V7L108 6L109 8H107L108 10H107V12H106V9H105V11L104 10H102V11H100V12H97V13H95V11H93V8H91L92 6H94L95 5V7L97 6V7H99V4L98 5H96L98 2H97ZM102 1V0H101ZM126 1V0H125ZM130 1V0H129ZM129 1H126L125 3V5H130L131 7H132V5L131 4H128L129 3ZM246 1V0H245ZM249 1V0H248ZM247 1V2H248ZM119 2H121V0L119 1ZM137 2H138V0H137ZM145 2V3H144ZM241 2V3H240ZM260 2V1H259ZM135 3H136V1H135ZM245 3V2H244ZM101 4V2H100V6L102 5ZM108 4V5H107ZM121 4L123 5L124 4V2L122 3L121 2ZM261 4V3H260ZM114 5H116L115 4V2H114ZM120 4H118V6H119ZM137 5V4H136ZM135 5V6H136ZM245 5H246V3H245ZM244 5V6H245ZM85 6H87V7H85ZM113 6V5H112ZM141 6V5H140ZM139 6V7H140ZM184 6V7H183ZM236 6H237V8H236ZM261 6V5H260ZM84 7V8H83ZM111 7V8H110ZM183 7V8H182ZM248 7V6H247ZM259 7V6H258ZM87 8V9H86ZM156 8V9H155ZM257 8V7H256ZM86 11H84V10ZM92 11H91V10ZM100 9V8H99ZM102 9V8H101ZM110 9V10H109ZM123 8L121 7L120 8V11L119 12H121V10H122ZM244 9V8H243ZM139 10H140V8H139ZM138 10V11H139ZM146 10H148V11H146ZM235 10V11H234ZM241 10V9H240ZM250 11V10H249ZM111 12H113V14L111 13ZM234 12V13H233ZM243 12H245V11H243ZM87 13V15H85ZM125 13V14H124ZM238 13V12H237ZM249 13V12H248ZM247 13V14H248ZM91 14H92V16H91ZM118 14V13H117ZM252 14V13H251ZM124 15H126L125 17H124ZM136 15H138V16H136ZM229 15V16H230ZM241 15V14H240ZM117 16V15H116ZM118 16H119V14H118ZM222 16H224V17H222ZM236 16V15H235ZM234 16V17H235ZM255 16V15H254ZM253 16V17H254ZM249 17V16H248ZM253 17H251V19L253 18ZM263 17V16H262ZM261 17V18H262ZM120 18V17H119ZM119 18H118V20H119ZM126 18V19H125ZM238 18V17H237ZM256 18V17H255ZM121 19L119 20V21H121ZM194 19V20H193ZM220 19L219 20H217L216 21V23L218 22V21H220ZM86 20H87V22H86ZM212 20H213V22H212ZM235 20V19H234ZM233 20V21H234ZM240 20V19H239ZM225 21V20H224ZM243 21V20H242ZM235 22V21H234ZM241 22V21H240ZM203 23V24H202ZM252 23V22H251ZM198 24H200V25H198ZM237 24V23H236ZM246 24V23H245ZM250 24V23H249ZM257 24V23H256ZM197 25V27L195 28V29H193V27H195ZM210 25V24H209ZM224 25V24H223ZM230 25H232V24H230ZM240 25V24H239ZM261 25V24H260ZM122 26H123V28H122ZM211 26H212V24H211ZM225 26V25H224ZM202 27V28H203ZM222 27V26H221ZM220 27V28H221ZM230 27V26H229ZM247 27V26H246ZM254 27L255 26H253L252 27V30L254 29ZM257 27V26H256ZM235 28V27H234ZM197 29H199V28H197ZM196 29V30H197ZM218 29V28H217ZM223 29V28H222ZM221 29V30H222ZM230 29V28H229ZM250 29H251V27H250ZM102 31V32H100V31ZM206 30V29H205ZM220 30V29H219ZM220 30V31H221ZM238 30V29H237ZM252 30L251 31H249V32H252ZM97 31H99L100 33H97ZM198 31V30H197ZM219 31V32H220ZM247 31V30H246ZM257 31H258V29H257ZM204 32V31H203ZM228 32V31H227ZM234 32V31H233ZM243 32H245V31H243ZM248 32V33H249ZM254 32V31H253ZM252 32V33H253ZM97 33V34H96ZM208 33H209V31H208ZM218 33V32H217ZM247 33V32H246ZM247 33V34H248ZM252 33H250L249 35H251ZM188 34V35H187ZM195 34V33H194ZM211 34V33H210ZM213 34V33H212ZM224 34V33H223ZM226 34V33H225ZM229 34H231V33H229ZM242 34V33H241ZM254 34V33H253ZM98 35H100V36H98ZM220 35V34H219ZM256 35H258V34H256ZM184 36H186V38L184 37ZM203 36V35H202ZM212 36V35H211ZM211 36H209L210 38H212ZM223 36H225V35H223ZM222 36V37H223ZM238 36V35H237ZM253 36V35H252ZM208 37V36H207ZM229 37H230V35H229ZM233 37H235L234 36V34H233ZM259 37V36H258ZM262 37H264V36H262ZM202 39H203V37H201ZM205 38H206V34H205ZM237 38V37H236ZM244 38H246V37H244ZM247 38H248V36H247ZM251 38V37H250ZM35 39V40H34ZM219 39V38H218ZM217 39V40H218ZM222 39V38H221ZM233 39H235V38H233ZM252 39H254V40H256L255 38H252ZM34 40V41H33ZM180 40H182V42L180 43ZM199 40V39H198ZM212 40V39H211ZM210 40V41H211ZM215 41H216V39H214ZM249 39H247V42L248 43H250V42H253V40L252 41H248ZM259 40H260V38H259ZM258 40V41H259ZM178 41V42H177ZM189 41V40H188ZM201 41V40H200ZM204 41V40H203ZM214 41V42H215ZM221 41V40H220ZM223 41V40H222ZM230 41V40H229ZM242 41H244V40H242ZM245 41H246V39H245ZM178 43V44H176V43ZM205 42H206V40H205ZM212 42V41H211ZM213 42V43H214ZM224 42H226V40H224ZM235 42H236V40H235ZM241 42V41H240ZM240 42H238L237 41V44H236V46H234L235 44L233 43V42H231L233 45L231 46L230 44L231 43H229V45H226V46H231V49L233 48V47H235V52L237 53L236 55H239L242 51H241V49H243L244 47L246 48V46L245 45H243V44H240ZM193 43V42H192ZM200 44H201V42H199ZM220 43V42H219ZM218 43V44H219ZM222 43V42H221ZM242 43H244L245 44V42H242ZM260 43V42H259ZM199 44V45H200ZM212 44V43H211ZM215 44V43H214ZM213 44V45H214ZM217 44V43H216ZM224 44V43H223ZM228 44V43H227ZM250 44H253L254 45V42L253 43H250ZM263 44V43H262ZM169 45H171V47H169ZM212 45V46H213ZM243 45V46H242ZM255 45H257V42H256V44ZM259 45V44H258ZM257 45V46H258ZM198 46V45H197ZM206 46V45H205ZM215 46V45H214ZM219 46L220 45H218V48H219ZM174 47V48H175ZM178 47V46H177ZM190 47H191V45H190ZM210 45H209V49H210ZM215 47H217V46H215ZM224 47V46H223ZM223 47L222 46H220V49H218V51L220 50L221 51V48L223 49ZM248 47V46H247ZM252 47H256V46H252ZM251 47V49H254V48H252ZM16 48V49H17ZM164 48V49H163ZM189 48V47H188ZM193 48V47H192ZM225 48H227V47H225ZM244 48V49H245ZM4 49V48H3ZM9 49V48H8ZM171 49H173V48H171ZM203 49V48H202ZM202 49H201V51H202ZM255 49H258V48H255ZM5 50V49H4ZM3 50V51H4ZM11 50V49H10ZM13 50V49H12ZM11 50V52H13ZM14 50H15V48H14ZM164 50V51H163ZM207 50V51H206ZM212 50H213V48H212ZM214 50H215V48H214ZM214 50L212 51V52H214ZM226 50V49H225ZM232 50H234V49H232ZM232 50L230 51V47H229V50H227V53H228V56H230V55H232V57H236L235 56V53H230V52H232ZM240 50V52H238ZM249 50L250 49H248V52H249ZM262 50H263V48H262ZM168 51V50H167ZM175 51V50H174ZM194 51V50H193ZM205 51H206V53L208 52V54L209 53H211L210 51H208V49H205ZM230 51V52H229ZM244 51V50H243ZM255 51V50H254ZM254 51L252 52V53H254ZM9 52V51H8ZM10 52V53H11ZM16 52V51H15ZM169 52H171V51H169ZM182 52V51H181ZM185 52V51H184ZM191 52V51H190ZM197 52H199V51H197ZM194 53V52H193ZM196 53V52H195ZM218 52H216V57H217V54ZM224 53V55H223V58H221V60L222 59H224V58H226L227 57V54H226V52L224 51L223 52ZM230 53V54H229ZM244 53H245V51L243 52V55H244ZM251 53V54H252ZM258 53H259V50H258ZM13 54V53H12ZM167 54H170V53H168L167 52ZM172 54V53H171ZM186 54V53H185ZM184 54V55H185ZM199 54H200V52H199ZM199 54H197V56L199 55ZM203 54H205V52L203 53ZM203 54H200V55H202V56H200V57H202V58H204V56L206 55H204L203 56ZM207 54V56L205 57L206 59L208 58V56L210 55H214V54H209L208 55ZM225 54H226V57H224L225 56ZM250 54V53H249ZM257 54V53H256ZM260 54V53H259ZM0 55H1V53H0ZM7 55V54H6ZM11 55V54H10ZM17 55V54H16ZM135 55H133L134 57H135ZM157 55H159V53L157 54ZM156 55V56H157ZM166 55V54H165ZM179 55H181V54H179ZM191 55V54H190ZM222 55V52L220 53V56ZM242 55V54H241ZM258 55V54H257ZM13 56V55H12ZM156 56H155V58H156ZM174 56V55H173ZM178 56V55H177ZM189 56V55H188ZM193 56V55H192ZM195 56V58H200V57H197L196 55H194ZM193 56V57H194ZM209 56V57H210ZM240 56V55H239ZM260 56V55H259ZM17 57V56H16ZM18 57V58H19ZM119 57H117V58H119ZM124 57H121V58H124ZM129 57V56H128ZM132 57V56H131ZM130 57V58H131ZM141 57V58H142ZM191 57V56H190ZM189 57V58H190ZM214 57V59L216 58L215 56H213ZM213 57L211 56L210 58H212L213 59ZM244 57V56H243ZM246 57V56H245ZM251 57H252V55H251ZM13 58V57H12ZM114 58H116V57H114ZM113 58V59H114ZM136 58V57H135ZM141 58H139V59H141ZM148 57H146L145 58V60L147 59ZM153 58V57H152ZM154 58V59H155ZM170 58V57H169ZM183 58H186V57H183ZM201 58V59H202ZM204 58V60H206ZM229 58V57H228ZM241 58V57H240ZM239 58V59H240ZM248 58H250V57H248ZM125 59L126 58H124L123 59V61L125 62ZM138 59V60H139ZM151 59V58H150ZM162 59V58H161ZM166 59V58H165ZM168 59V58H167ZM171 59H174V58H171ZM170 59V60H171ZM211 59V60H212ZM218 59V58H217ZM232 60V58H231V56H230V58L228 59V60ZM258 59V58H257ZM263 59V58H262ZM108 61L107 62V64L105 63V61ZM115 60V59H114ZM113 60V61H114ZM122 60V59H121ZM120 60V61H121ZM130 60V59H129ZM133 60V59H132ZM131 60V61H132ZM137 60V59H136ZM136 60H135V62H136ZM142 60H143V58H142ZM149 60V59H148ZM156 60V59H155ZM180 60V59H179ZM179 60L177 61V63L179 62ZM204 60H202V63H203V61ZM209 59H207V61H208ZM220 60V61H221ZM228 60H226L225 59V62L227 61L228 62ZM230 60V61H231ZM234 60V59H233ZM236 60V59H235ZM234 60V61H235ZM242 60V59H241ZM1 61V60H0ZM126 61H128V60H126ZM140 61V60H139ZM147 61V60H146ZM153 61V60H152ZM151 61V62H152ZM158 61V60H157ZM185 61V60H184ZM184 61L182 62L181 61V64L182 65H180V63H178L179 65H177L176 66V68L174 67V66H172V68H171V70H169V72L166 70V67H168V66H170V65H168V66H166L165 67V69H163V72H164V75L166 74V72L165 71H167V73L168 74H166L165 75V77L167 76L168 78L170 77L169 76V74L171 75L172 73H170V72H173V74L175 75H172V77L174 76V78L177 76H179V74L180 73H182L183 71L184 72H187L186 70H189V68H190V66L188 67V69L186 68L187 67V65L189 64V65H192V64H190V63H188L187 64V61H185V63H184ZM189 61V60H188ZM195 61V60H194ZM198 61V59L196 60V62ZM199 61H200V59H199ZM213 61V60H212ZM217 60H214V62H216ZM218 61H219V59H218ZM217 61V62H218ZM4 62V61H3ZM31 62V63H30ZM141 62V61H140ZM143 62H144V60H143ZM155 62V61H154ZM201 62V61H200ZM200 62H197L198 64H200V65H204V64H202V63H200ZM209 62H211L210 60L208 61V62H206V65L205 66H207V63H209ZM232 62V61H231ZM239 62H240V60H239ZM238 62V63H239ZM244 62H245V60H244ZM247 62V61H246ZM251 62V61H250ZM250 62H249V64H250ZM8 63V62H7ZM27 63H28V65H27ZM113 63V62H112ZM146 63V62H145ZM145 63H144V65H145ZM170 63V62H169ZM176 63V64H177ZM193 63V62H192ZM205 63V62H204ZM223 64H222V66H221V64H220V67L222 68L223 67V65L225 66L226 64H224V62H222ZM229 63V62H228ZM233 63V62H232ZM241 63V62H240ZM153 64V63H152ZM156 64V63H155ZM172 64V63H171ZM194 64V63H193ZM196 64V63H195ZM194 64V65H195ZM211 64H213V62L211 63ZM216 64V63H215ZM219 64V63H218ZM236 64V63H235ZM242 64V63H241ZM245 64V63H244ZM254 64V63H253ZM257 64V63H256ZM3 65V64H2ZM14 65V66H13ZM112 65V64H111ZM136 65V64H135ZM165 65V64H164ZM200 65H197V67L198 66H200ZM232 65V64H231ZM234 65V64H233ZM6 66V65H5ZM4 66V67H5ZM102 66V67H101ZM147 66V65H146ZM159 66V65H158ZM204 66V67H205ZM209 66H211V65H209ZM208 66V67H209ZM213 66V65H212ZM212 66L210 67V68H212ZM215 66H218V65H215ZM215 66H213V68L215 67ZM230 66V65H229ZM239 66V65H238ZM100 67V68H99ZM148 67V66H147ZM147 67H145V68H147ZM173 67H174V69L175 70H177V72L173 69ZM193 67V66H192ZM191 67V68H192ZM195 67V66H194ZM197 67H196V71H197ZM227 67H228V65H227ZM231 67V66H230ZM234 67V66H233ZM241 68L242 67H244V66H240ZM251 67H253V66H251ZM258 67V66H257ZM7 68H9V67H7ZM105 68V67H104ZM141 68V67H140ZM152 68H154V67H152ZM162 68H164V67H162ZM170 68V67H169ZM199 68H201V67H198V70H200ZM203 68V67H202ZM205 68H207V67H205ZM216 68H218V67H215V69ZM229 68V67H228ZM240 68V69H241ZM248 68V67H247ZM133 69V68H132ZM149 69V68H148ZM161 69V68H160ZM172 69L174 70V71H172ZM204 69V68H203ZM203 69H201V71H199L200 73L202 72L203 73ZM215 69H213V70H215ZM224 69V68H223ZM231 69V68H230ZM236 69V68H235ZM243 69V68H242ZM246 69V67L243 69V70H245ZM251 69V68H250ZM143 69H141V72H144V74L142 75V73L140 74V72H139V74L140 75H142V76H140V78H138L139 77V74H138V77L136 76L137 74H135V76L137 77V78H135V79H138L137 80V82H135V83H137V84H135V83H133V85H132V83H130L131 85L130 86H128L129 84H122V85H124V86H128L126 89L124 88V86L122 87V85L120 84H118L119 85V87L121 88H119V87H117L118 85H117V82H115V85L114 86H111V87H115V88H112V90H114L113 92L114 93H116V92H118V90L120 91V93H121V96L123 97H120V94H118V93H116L117 94V96H118V98L120 97V98H122V99H120V100H117V102H119L120 103V101L122 102V103H117V104H119L121 107H115L116 106V104H115V106L113 107V105L114 104H111V102H107V104L106 105H108L109 103L111 104V106H109L108 105V107H105L104 106V103L102 104L103 105V107H102V105L101 104H98V105H100V106H94V104H93V102H96V105H97V102H99V101H95V99H92L93 100V102H92V105L90 106V104H89V102L88 103H85L86 104V106L84 107L83 105H81V103H74L75 101V99L72 101L73 102V104L71 105V107L68 109L69 111L71 110L72 112H76L77 113V111L78 112H80L81 110L85 113H83V116H84V119H85V121L83 120V118H81L82 119V121L81 122H83L84 121V123H83V125H86V126H88V127H84L83 126V128H81L82 126V123L80 122V124H77V123H79L78 121L76 122V124L77 125H80V127H79V129H78V131L79 130H82V132L80 131L79 133L80 134H82V136H84V133H86V136L89 134V137L91 136L93 139H95L96 137V134L98 135H102V137L103 136H105V137H99L100 138V140H102L101 141V144L99 143V141L97 140V139H95V140H93L94 141V144H95V146L97 147L96 149H102V148H106V149H109V151H107L106 149H105V151H107L106 153H104L103 152V154H102V156L104 155V156H106V158H108L109 159V161L111 160V159H115V161H117L116 159L117 158H120V159H122V158H125L126 160H127V157L125 156V154H128L129 153V150H128V152H126L125 150H124V152L123 153H125L124 155H123V153H122V150H119L118 151V154H115L116 156L118 155V157L116 158V156L113 154V151H110V150H112V149H115V148H118V149H123V147L124 146H126L125 144H126V138H127V135H132L131 137L132 138H134V137H137L136 135L139 133L140 134V132H141V137L143 138V136L142 135H144L145 133H147L148 131L150 132L151 130L150 129H154V128H156L157 127V125L154 123V125L153 124H151L152 125V128H150L151 127V125H150V123H147V121H146V123L144 122L145 120L143 119V117L144 116H146V117H144V118H146V120H147V118L148 119H150V121L148 120V122H151V120H153V119H151V117H154L155 116V118H156V115L158 116H162V117H165V116H169L170 115V117H172L173 116V114H176V116H177V113H175L176 112V110H174L172 107H171V109L168 107L167 109H163V107H162V109L160 108V107H158V105L157 104H155L156 103V101H154L155 103V106L157 105V107H151L152 105H154V104H152L151 106L150 105H148L149 107L147 108V106H142L141 107V105H137V106H135L134 108L132 107H130V106H128V107H124L125 106V103L127 104V102L132 98V100L134 101L135 99H138L137 98V96L139 97L140 96V98H141V96L142 95H140L142 92L144 93V90H143V88L144 87H146L147 88V91H149L148 89H150V87H153L154 88V86H158L159 87V82H157V84H156V81H154V80H156V75H157V73H154V75H152L151 76V74L149 75V73H147V71H142ZM147 70V69H146ZM152 70H155V69H152ZM194 72H195V74H196V71L194 70V69H192ZM203 70V71H202ZM209 70V69H208ZM211 71H212V69H210ZM218 70H220V69H218ZM242 70V71H243ZM253 70V69H252ZM257 70V69H256ZM101 71H103V69H101ZM108 71V70H107ZM157 71V70H156ZM159 71V70H158ZM192 71V72H193ZM205 71H207V70H205ZM221 71V70H220ZM224 71H225V69H224ZM235 71H237V69L235 70ZM241 71V72H242ZM254 71V70H253ZM259 71V70H258ZM121 72V71H120ZM130 72V71H129ZM149 72L151 73V71L149 70ZM179 72V73H178ZM189 72H190V70H189ZM189 72H187V73H189ZM199 72L196 74V75H198L199 74ZM209 72V71H208ZM207 72V73H208ZM222 72H223V70H222ZM226 72V71H225ZM224 72V73H225ZM228 72V71H227ZM240 72V71H239ZM238 72V73H239ZM244 72V71H243ZM245 72H246V70H245ZM9 73V72H8ZM104 73V72H103ZM159 73V72H158ZM160 73H161V71H160ZM175 73H178V74H175ZM187 73H182L184 76H185V74H187ZM191 73V72H190ZM202 73H201V75H202ZM204 73H206V72H204ZM211 73V72H210ZM218 73H220V72H218ZM224 73H221V74H224ZM258 73V72H257ZM7 74V73H6ZM126 74V73H125ZM129 74V73H128ZM131 74V73H130ZM156 74V75H155ZM214 74H215V72H214ZM230 74H231V72H230ZM237 74V73H236ZM123 75V74H122ZM159 75V74H158ZM162 76H163V73L161 74ZM160 75V76H161ZM188 75V74H187ZM193 75H194V73H193ZM192 75V76H193ZM200 75V76H201ZM220 75V74H219ZM218 75V76H219ZM233 75H234V73H233ZM158 77V80L157 81H162V79H161V77ZM188 76H190V74L188 75ZM192 76H190V78L192 77ZM195 76V75H194ZM203 77L204 76H207L206 74H204V75H202ZM216 76V75H215ZM223 76V75H222ZM232 76V75H231ZM235 76V75H234ZM238 76V75H237ZM239 76H242V75H239ZM256 76V75H255ZM263 76V78H264V75H262ZM105 77V76H104ZM124 77V76H123ZM164 77V76H163ZM162 77V78H163ZM176 77V84L178 83V78ZM183 77V76H182ZM182 77H180V78H182ZM203 77H200V78H202L201 80H203L204 81V79H203ZM208 77V76H207ZM206 77V78H207ZM210 77V76H209ZM225 77V76H224ZM230 77V76H229ZM3 78V77H2ZM2 78H0V79H2ZM29 78H30V80H29ZM160 78V79H159ZM167 78V79H168ZM189 78V79H190ZM195 77H193V79H194ZM205 78V77H204ZM211 78V77H210ZM217 78V77H216ZM220 78H221V76H220ZM219 78V79H220ZM225 78H227V77H225ZM237 78V77H236ZM256 78V77H255ZM97 79V78H96ZM99 79V78H98ZM121 79V78H120ZM170 79V78H169ZM184 79H186V76L185 77H183L182 79H180L181 81H184ZM187 79H188V77H187ZM187 79L184 81V82H182L179 86H181L183 83L186 85V84H188V85H192V83L190 84V82H192V81H190L189 83H186V81H187ZM189 79H188V81H189ZM222 79H223V77H222ZM233 79V78H232ZM231 79V80H232ZM257 79V78H256ZM123 80V79H122ZM130 81H131V79H129ZM128 80V81H129ZM164 80V79H163ZM166 80V79H165ZM172 80V79H171ZM207 80V79H206ZM229 80V79H228ZM230 80V81H231ZM238 80V79H237ZM252 80V79H251ZM260 80V79H259ZM91 81H93V80H91ZM129 81V82H130ZM132 81H134V80H132ZM154 81V82H153ZM160 81V82H161ZM187 81V82H188ZM216 81V80H215ZM222 81H224V79L222 80ZM233 81V80H232ZM235 81V80H234ZM239 81V80H238ZM249 81V80H248ZM263 81V80H262ZM2 82H3V80H2ZM85 82V83H86ZM113 82V81H112ZM124 82V81H123ZM128 82V83H129ZM180 82V81H179ZM194 82V81H193ZM202 82V81H201ZM205 83H206V81H204ZM225 82V81H224ZM224 82H222L223 84H224ZM237 82V81H236ZM1 83V82H0ZM16 83V84H15ZM84 83V84H85ZM90 83V82H89ZM96 83H98V82H96ZM108 83V82H107ZM114 83V82H113ZM119 83V82H118ZM165 83H166V81H165ZM169 83H170V80H169ZM213 83H215V82H213ZM218 83V82H217ZM219 83H221V82H219ZM254 83V82H253ZM138 84H140L141 86V91H140V89H139V85ZM162 85H163V83H161ZM160 84V85H161ZM171 84H173V81H171ZM193 84H196L195 82L193 83ZM207 84V83H206ZM226 84H227V82H226ZM226 84H224V85H226ZM1 85H2V83H1ZM5 85H6V83H5ZM13 85V86H14ZM86 85H88V83L86 84ZM90 85V84H89ZM97 85V84H96ZM117 85V86H116ZM134 85H137L138 87L136 88V86L132 89V87L134 86ZM166 85V84H165ZM174 85V84H173ZM186 86V88H185V86L184 87H182V88H185V89H188L189 91H190V89L192 88H187V87H189V86ZM197 85H198V83H197ZM196 85V87H198ZM210 85V84H209ZM230 84H228V86H229ZM241 85H244V84H241ZM12 86V87H13ZM91 86H93V84L91 85ZM102 86H103V84H102ZM108 86V85H107ZM168 86L170 87V84L168 85L167 84V90H168ZM216 86H217V84H216ZM219 86V85H218ZM232 86V85H231ZM230 86V87H231ZM3 87H4V85H3ZM10 87H11V85H10ZM9 87V88H10ZM15 86H14V88H16ZM27 87V88H26ZM88 87L89 86H87V89H88ZM111 87H110V89H111ZM116 87H117V90H116V92H115V89H116ZM158 87H155V88H158ZM166 87V86H165ZM161 88L162 90L163 89H165V93L166 92H168V91H171L172 90V87L173 86H171V90H168V91H166V88ZM177 87H178V85L176 86H174L173 88H176V90H177ZM180 87V88H181ZM196 87H195V89H196ZM207 87V86H206ZM223 87V86H222ZM259 87V86H258ZM15 89V90H17L18 91V89ZM30 89V91H29V89ZM74 88V89H73ZM85 88V87H84ZM91 88V87H90ZM119 88V89H118ZM136 88V89H135ZM182 88L180 89L181 91H182ZM211 88V87H210ZM214 88H216V87H214ZM213 88V89H214ZM226 88V87H225ZM234 88V87H233ZM110 89H108V90H110ZM123 89V90H122ZM139 89V90H138ZM161 89H159L158 91H159V94H161V93H163L162 92V90ZM179 89V88H178ZM207 89H209V88H207ZM227 89V88H226ZM225 89V90H226ZM229 89V88H228ZM2 90V89H1ZM14 90V91H15ZM20 90V89H19ZM29 92H28V91ZM69 90V91H70ZM92 90V89H91ZM94 90H95V88H94ZM93 90V91H94ZM111 90V91H112ZM143 90V91H142ZM146 90V89H145ZM151 90V92H147V94H149V96L152 94V92L153 93H155L156 95H157V91H152V88L150 89ZM155 90V89H154ZM157 90V89H156ZM201 90V89H200ZM205 90V89H204ZM216 90V89H215ZM218 90V89H217ZM12 90H10L9 92H11ZM17 91H15V93L17 92ZM21 91V90H20ZM20 91H18L19 92V94L17 93V94H15L16 95V97H18V98H15V99H18V101H22V100H19V97H20V95H21V93H20ZM23 91V90H22ZM203 91V90H202ZM202 91H199V93L200 92H202ZM206 91H210V90H206ZM212 91V90H211ZM223 91V90H222ZM229 91V90H228ZM7 92V91H6ZM123 92H125L126 93V95L124 94V96H123ZM141 92V93H140ZM174 92V91H173ZM183 92H184V90H183ZM187 92V91H186ZM191 92H192V90H191ZM189 93L190 95L191 94H193V93ZM208 92H206L205 93V91H204V93H200V96H199V94H197V95H195V94H193L192 96L194 97V96H197V98H199L198 100H200V101H198L199 102V104H201V105H198L197 106V108L198 107H200V108H198L200 111H201V108H202V105H203V107H204V109H208L209 107L207 106V104H208V102H210L211 100H212V98H214L215 97V95H216V92H211V93H209L208 94ZM218 92V91H217ZM220 92H221V86H220ZM226 92V91H225ZM225 92H223V94H225ZM240 92V91H239ZM3 93V92H2ZM13 93V92H12ZM71 93V92H70ZM69 93V94H70ZM73 93V92H72ZM79 93H80V91H79ZM97 93V92H96ZM101 93V92H100ZM170 93V92H169ZM172 93V92H171ZM170 93V94H171ZM175 93V92H174ZM181 93V92H180ZM194 93H195V91H194ZM197 93V92H196ZM227 93V92H226ZM230 93V92H229ZM7 94H9V93H7ZM68 94V93H67ZM105 94V93H104ZM145 94V93H144ZM155 94H153V95H155ZM158 94V95H159ZM164 94V93H163ZM162 94V95H163ZM189 94H188V96H189ZM222 94V93H221ZM264 94V93H263ZM17 95H19V96H17ZM25 95V96H24ZM74 95V94H73ZM75 95H76V93H75ZM81 95V94H80ZM87 95V94H86ZM93 95V94H92ZM99 95V94H98ZM106 95V94H105ZM113 95H115V94H113ZM146 95V94H145ZM161 95V96H162ZM169 95V94H168ZM167 95V96H168ZM174 95V94H173ZM176 95H177V93H176ZM175 95V96H176ZM180 95V94H179ZM217 95H218V93H217ZM220 95V94H219ZM58 96V97H59ZM84 96V95H83ZM110 96V95H109ZM127 98H126V97ZM148 96V95H147ZM174 96V97H175ZM186 96V95H185ZM187 96V97H188ZM214 96V97H213ZM9 97V96H8ZM91 97V96H90ZM98 97V96H97ZM101 97V96H100ZM116 97V96H115ZM124 97H125V99H124ZM146 97V96H145ZM156 97V96H155ZM164 97V96H163ZM178 97V96H177ZM193 97H189V99L192 101V99H193ZM200 97H201V99H202V101H201V99H200ZM219 97V96H218ZM221 97V96H220ZM238 97V96H237ZM54 98V99H55ZM63 98H64V95H63ZM63 98H62V100H63ZM75 98V97H74ZM88 98V97H87ZM91 98H94V96L93 97H91ZM96 98V97H95ZM109 98V97H108ZM112 98H114L113 96H112ZM138 99L140 102H142L143 100H145V99H147V98H145V99H143L142 101H141V99ZM150 98H151V96H150ZM152 98H154V97H152ZM176 98V97H175ZM181 98H182V96H181ZM181 98H179V99H181ZM185 98V97H184ZM192 98V99H191ZM216 98H217V96H216ZM2 99V98H1ZM20 99H23L22 97L20 98ZM25 99H23V101H25ZM70 99V98H69ZM72 99V98H71ZM77 99V98H76ZM82 99V98H81ZM101 99H102V97H101ZM155 99V98H154ZM153 99V100H154ZM157 99V98H156ZM174 99V98H173ZM178 99V98H177ZM186 99V98H185ZM184 99V100H185ZM211 99V100H210ZM221 100H222V98H220ZM61 100V99H60ZM67 100V99H66ZM105 100H107L106 98H105ZM132 100H130L131 102H132ZM138 100H135V102H136V104L137 103H139L138 102ZM151 100V102H153L152 101V99H150ZM158 100V99H157ZM161 100V99H160ZM170 100H171V98H170ZM187 100V99H186ZM186 100H185V102L184 103H186ZM189 100V101H190ZM193 100H197L196 98L195 99H193ZM209 100V101H208ZM214 100H215V98H214ZM70 101V102H71ZM115 101V100H114ZM129 101V102H130ZM169 101V100H168ZM174 101H176L175 99H174ZM188 101V100H187ZM220 101V100H219ZM218 101V102H219ZM0 102H2L1 100H0ZM6 102V101H5ZM8 102V101H7ZM10 102V101H9ZM14 102V101H13ZM58 102H60L59 100H58ZM79 102V101H78ZM101 102V101H100ZM144 102H146V101H144ZM148 102H150L149 100H148ZM147 102V103H148ZM151 102H150V104H151ZM160 101H158L157 103H159ZM164 102H165V100H164ZM169 102H171V101H169ZM177 102V101H176ZM180 102V101H179ZM194 102V101H193ZM223 102V101H222ZM238 102V101H237ZM16 103H19V102H16ZM20 103H22V102H20ZM24 103V102H23ZM50 103V102H49ZM53 103H55V101L53 102ZM64 102H62V104H63ZM124 103V104H123ZM134 103V102H133ZM143 103V102H142ZM166 103V102H165ZM164 103V104H165ZM172 103V102H171ZM181 103H182V101H181ZM183 103V104H184ZM243 103V102H242ZM5 104V103H4ZM3 103L2 104H0V122H1V127L4 125V124H2V122L4 121V119H3V116L2 115H4L5 116V114H4V112L6 113V115H7V111H6V109H8L7 107H6V105H4ZM58 104H60V103H58ZM64 104H66V103H64ZM82 104H84V102L82 103ZM84 104V105H85ZM89 104V105H88ZM121 104H123V106L121 105ZM129 104V103H128ZM169 104V103H168ZM187 104H188V102H187ZM191 104V106H192V103H190ZM210 104H211V102L208 104L209 106H210ZM239 104V103H238ZM258 104H260V103H258ZM4 105V106H3ZM23 105V104H22ZM47 105V104H46ZM83 106V107H79V106ZM87 105L88 106H90V107H87ZM119 105H117V106H119ZM147 105V104H146ZM159 105H161L160 103H159ZM171 105V104H170ZM174 105H175V102H174ZM184 105H186V104H184ZM196 105H197V101H196ZM196 105H195V103H194V106H195V108H196ZM212 105H213V102H212ZM218 105V104H217ZM241 105V104H240ZM239 105V106H240ZM256 105V104H255ZM254 105V106H255ZM262 105V104H261ZM8 106V105H7ZM54 106V105H53ZM58 106V105H57ZM65 106V105H64ZM162 106V105H161ZM167 106V104L165 105V107ZM178 106V105H177ZM177 106H176V108H177ZM191 106H188V107H186L185 109H182V111H184L185 113H182L180 110L181 109H178L179 111V113L181 114H179L178 113V115H180V117L182 116V115H184V117L185 116H187L188 114L190 115V116H194V115H196L197 113H200L199 111H197V108L195 109L194 108V106L193 107H191ZM239 106H238V108L237 109H239ZM258 106V105H257ZM5 107H6V109H5ZM59 107V106H58ZM62 107H63V105H62ZM67 107H68V105H67ZM86 107H87V109H86ZM91 107H93V108H91ZM95 107V108H94ZM123 107V108H122ZM164 107V108H165ZM180 107L182 108V106H181V104H180ZM208 107V108H207ZM215 107H216V105H215ZM218 107H219V105H218ZM240 107H242V106H240ZM179 108V107H178ZM183 108H184V106H183ZM211 108V107H210ZM255 108H256V106H255ZM5 109V110H4ZM9 109H11V108H9ZM62 109V108H61ZM173 109V110H172ZM211 109H213V107L211 108ZM210 109V110H211ZM216 109V108H215ZM219 109V108H218ZM233 109V108H232ZM234 109H235V107H234ZM236 109V112H238V110ZM13 110V109H12ZM56 110V109H55ZM64 110V109H63ZM62 110V111H63ZM195 110L197 111V113L195 112ZM210 110L208 111V112H210ZM256 110V109H255ZM261 110V109H260ZM42 111V110H41ZM40 111V112H41ZM44 111V110H43ZM66 111V110H65ZM81 111V112H82ZM216 111V110H215ZM223 111H224V109H223ZM226 111V110H225ZM224 111V112H225ZM253 111V110H252ZM11 112L12 111H10V114H11ZM46 112H48V111H46ZM54 112V108H53V111H52V113ZM68 112V111H67ZM71 112V113H72ZM206 112V111H205ZM214 112V111H213ZM235 112V111H234ZM255 112V111H254ZM259 112V111H258ZM14 113H15V110H14ZM14 113H12V114H14ZM57 113V112H56ZM61 113V112H60ZM64 113V112H63ZM163 113H164V116H163ZM195 113V114H194ZM203 113H204V111H203ZM216 113V112H215ZM232 113V112H231ZM246 113H247V111H246ZM45 114V113H44ZM51 114V113H50ZM80 114H82V113H80ZM105 116H103V115ZM137 114H140L139 116H140V119H143V122H144V125H143V123L142 122H139V123H141V125L139 124V126H137L138 128L136 129V126H134V125H132L131 126V128H130V126H129V122H128V119L129 120H131L130 118L132 117L133 118V116L135 115V118L134 119H132V121L133 120H135L137 117L136 116H138ZM162 114V115H161ZM187 114V115H186ZM192 114V115H191ZM202 114V113H201ZM205 114H207V112L205 113ZM217 114H220V113H217ZM230 114V113H229ZM236 114H238V113H236ZM257 114V113H256ZM259 115L261 114V113H258ZM49 115V114H48ZM61 115H62V113H61ZM102 115V116H101ZM131 115H133V116H131ZM141 115H143V117H141ZM172 115V116H171ZM200 115V114H199ZM203 115V114H202ZM239 115V114H238ZM243 115H244V113H243ZM253 115V114H252ZM262 115V114H261ZM9 116V115H8ZM9 116V117H10ZM14 116V115H13ZM40 116H41V114H40ZM52 116V115H51ZM82 116V117H83ZM100 116H101V118L103 117V118H106V120L109 118V126H108V124H105L107 121L106 120H104V121H106V122H104L103 124H101L102 123V121H100ZM130 116V117H129ZM158 116V117H159ZM197 116H198V114H197ZM201 116V115H200ZM210 116V115H209ZM215 116H217V115H215ZM233 116V115H232ZM235 117H236V115H234ZM245 117H246V115H244ZM254 116V115H253ZM50 117V116H49ZM161 117V119L159 118V120H162V119H164L165 120V118H162ZM170 117H169V119H170ZM174 117V116H173ZM179 117V116H178ZM178 117H176L177 119H179ZM188 117V116H187ZM196 117V116H195ZM204 117V116H203ZM220 117V116H219ZM239 116H237L236 118H238ZM245 117H244V119H245ZM247 117H249V116H247ZM246 117V118H247ZM250 117H252V116H250ZM255 117V116H254ZM254 117H253V119H254ZM32 118H35L34 120H32ZM38 118V117H37ZM44 118V117H43ZM102 118V119H103ZM128 118V119H127ZM139 118V117H138ZM168 118V117H167ZM190 117H188V119H189ZM199 118H201V117H199ZM210 118V117H209ZM234 118V117H233ZM258 118V117H257ZM14 119V118H13ZM39 119V118H38ZM52 119V118H51ZM54 119V118H53ZM63 119V118H62ZM62 119H61V121H62ZM99 119V120H98ZM169 119H167V120H169ZM172 119V118H171ZM174 119V118H173ZM239 119V118H238ZM241 119V118H240ZM242 119H243V116H242ZM241 119V120H242ZM251 119V118H250ZM250 119H249V121H250ZM259 119V118H258ZM2 120V121H1ZM7 120H6V122H7ZM31 120H32V122H31ZM40 120V119H39ZM47 119H45V121L43 120V122H42V120L40 121V123L39 122H37V124H38V126L36 127L38 130H39V132L37 133V131H36V133L37 134H39V135H37L36 133V136H38L39 138H37L36 140V142L35 143H33L32 141V143H30L31 145H32V148H35L36 146H38L39 147V149L40 150H37V151H40V155H38V156H40L39 157V159L37 158V156H35V160L36 161H33L34 159L32 158V154L34 153V151H33V153H31V155L29 154L30 152H31V145L29 146L28 145V147H29V151H27L26 149L28 148V147H25L26 149H25V152H26V154L25 155H23L24 156V158H25V160L27 159V157H31V158H29V161L30 162H28V159H27V161H25L24 159V163H26L27 162V164L26 165H30V166H32V164H38V163H40V166L38 167L37 165H33V167H31L32 168V171L30 170L29 171V173H28V170H27V173L26 174H24V171H23V174H24V177H26L25 175H27V177L25 178V180H23L22 182H23V184L20 182V184L21 185H23V187L24 188H26V190H27V192H26V194H27V196L26 197H28V199L29 200H32V199H35V197H36V199H40V198H38V196H40V197H42V195L41 194H43V196L44 197H46V198H55V197H58L57 196V194L59 193L57 190H55L54 188H50L51 187V183L49 184L48 182H49V179L50 178H53V176H52V174L54 175V173H55V175H56V177H57V179H58V181L59 182H57L58 184H56V185H59L60 184V186H58V187H62L63 189H66V188H64V186L66 185V183L67 184H69V183H72L71 182V180L73 181V183L72 184H74V185H71V184H69V185H66L65 187H69L70 186V190L71 191H73V188L74 187H72V186H75V188H74V191H76V184L78 183L77 181H75V180H73V179H71L70 177H71V175L73 176L74 175V173H73V171L74 172H76V169H75V167H77V166H79L78 168H77V174H76V176L79 174L80 175V171H82V173H84V174H82L83 176H89L90 174V172L91 171H89L88 169H87V165L89 164H87L86 166L87 167H85V170H86V172H85V170H84V168L82 169L81 168V166L83 167V163H81V162H85V161H82L84 158L83 157H81V156H84V155H82V151H81V158L80 159H82L81 160V162L79 163L78 161H79V157H77L78 159H76L77 161H75L76 163L78 162L79 164H81V166L80 165H78V163L77 164H75L74 163V161L72 162V163H74V164H72L71 163V168L70 167H68V166H66V165H64L65 167H67L66 169H67V171L69 170V171H71L70 172V176H69V180H67L66 178H65V181H66V183H65V181L63 180V178H64V174H66L67 173V171L65 170V167L63 166V165H61V162H65V159H64V154L66 153V151H64L65 149H67V150H69L70 152H72V151H74V154H72L71 156H74L75 155V151L76 150H78L79 149V143H80V141L78 142V141H76L77 139H75L74 140V136H77V135H75V134H77V132L75 133V132H73L72 133V131L74 130H70V129H64V127L62 126H60V123H58V122H56V123H54L53 121H49V124L47 125L46 123H48V121H46ZM50 120V119H49ZM59 120V119H58ZM156 120V119H155ZM167 120H165L166 121V123H165V121H163L162 120V122H160V124L162 125V123L164 122L165 124H166V126L165 127H167V125L168 126H171V127H175L177 130H178V127L181 125V123L183 122L184 123V121L185 120H181V119H179V120H181L182 122L180 123V121L178 122L177 120H175V122L173 121V125L174 126H172V125H170V124H172V121H171V123L169 122V123H167ZM187 120V119H186ZM192 120V119H191ZM208 120V119H207ZM210 120V119H209ZM234 120H235V118H234ZM255 120V119H254ZM254 120H252V122L253 123H251L252 124V126L255 124L256 125V127L255 128H253V129H251L250 130V128L248 127V126H250V125H247L248 124V122L246 123V125H247V127L249 128V130L250 131H252L253 130V132H252V134H251V132H249L248 134H249V136H251V138L248 136V134H247V136H248V142H249V145H247V144H245V146H244V148L241 146V148L239 147V149H237L238 151H241L240 153L239 152H236L237 150H235V149H232V145L230 146V144H228V146L227 145H225V141H223V143L224 144H222V143H220V144H222V145H225V146H227L226 148H224L223 149V151L225 150V149H227L226 150V153H225V151L223 152V154H225V156L224 155H222V154H220L221 156H222V162H220V160H221V156L219 155L218 157H217V159H219L220 158V160L218 161V162H220V164H218L219 165V170L221 169V167H223V164L222 163H224V165L228 168V170H225V169H227L226 167L223 169L224 171H228V173H230V174H236L237 173V171L239 172V174H241V176L240 177H236L237 179H234L232 176L231 177H229V176H225V178H226V180H225V178H224V180H225V182H223V181H221L222 182V184H220V190L218 191V192H220V195H219V193L217 192V195H219V199H224V197L225 198H227L228 197V195H230L229 194V192L231 191L232 192V190L234 191V193H236V195L238 194H240V195H246V196H251L252 198H254L255 199V202L252 204V206H251V208L249 209V210H247V211H245L246 213V216H244L245 218V220L244 221H242V224H240V223H236L235 221V223L236 224H238V225H241L240 227H242V228H240L239 227V229H240V231H239V233H241V234H239V236H241L242 234L244 235V234H247V232H248V238H249V240H246V244H245V250H246V253L247 252H249L250 254H251V258H252V262H253V264H264V121H262V120H259L260 122H258L257 120H256V122H254ZM137 121V120H136ZM139 121H141V120H139ZM189 121V120H188ZM199 121V120H198ZM198 121H196L195 120V122L197 123ZM206 121V120H205ZM205 121H204V123H205ZM245 121V120H244ZM5 122V121H4ZM14 122V121H13ZM31 122V123H30ZM45 122V123H44ZM101 122V123H100ZM126 122H128V123H126ZM159 122V121H158ZM185 122H187V121H185ZM201 122H202V120H201ZM232 122H235V121H232ZM236 122H241V121H237L236 120ZM246 122V121H245ZM15 123H16V121H15ZM53 123V124H52ZM61 123H63V122H61ZM126 123V124H125ZM131 123V122H130ZM151 123H153V121L151 122ZM177 123V124H176ZM179 123V124H178ZM192 122L190 121V124H191ZM29 124V125H28ZM75 124V123H74ZM133 124H135L134 122H133ZM159 124V125H160ZM194 124V122L191 124V129H192V125ZM199 124V123H198ZM230 124V123H229ZM235 124V123H234ZM233 124V125H234ZM240 123H238V125H239ZM8 125H6V127L8 128ZM108 126V127H106V126ZM128 125V126H127ZM156 125V126H155ZM159 125H158V128H159ZM161 125H160V128L159 129H161V128H163V129H161L162 130V132H159V131H161V130H159L158 128L156 129V130H152L153 131V133H154V131H156L155 133L157 134L158 132V134L156 135L155 133V137L156 136H159V137H157V138H165L168 134H169V132H170V130L171 131H175V132H170V134L171 133H173V134H169L172 138V140L174 139V140H177L178 139V137L179 136H177L176 134H178V133H176V129L174 128V130H172V129H169V127H167V128H165L164 129V124L162 125L163 127H161ZM177 125H179L178 127H177ZM240 125H242V124H240ZM153 126H155L154 128H153ZM189 126V125H188ZM188 126H186V127H188ZM228 126V125H227ZM32 127V126H31ZM90 127V128H89ZM129 127V128H128ZM135 127V129H133V128ZM170 127V128H171ZM181 127V126H180ZM193 127H198V126H193ZM234 127V126H233ZM240 127V126H239ZM242 127V126H241ZM244 127V126H243ZM242 127V128H243ZM66 128V127H65ZM77 128H78V126H77ZM77 128H75L76 130H77ZM85 128H87V130L85 129ZM184 128V127H183ZM188 128H190V126L188 127ZM234 128H236V127H234ZM245 128V127H244ZM1 129V128H0ZM62 129H64V130H62ZM90 129H91V132H90ZM130 129H133V131H132V133L130 132L129 133V130ZM167 129H169V130H167ZM185 129V128H184ZM190 129V130H191ZM247 129V128H246ZM7 130V129H6ZM24 130V129H23ZM26 130H28L27 128H26ZM30 130V129H29ZM66 130V131H65ZM85 130V131H84ZM94 130V131H93ZM125 130H127V131H125ZM134 130L136 131V132H134ZM159 130V131H158ZM169 131V132H167V131ZM190 130H188V129H186V131H190ZM196 130V129H195ZM198 130V129H197ZM240 130V129H239ZM5 131V130H4ZM10 131V132H11ZM15 131V130H14ZM19 131V130H18ZM18 131H17V133H18ZM22 131V130H21ZM75 131V130H74ZM86 131H88L89 133H87ZM93 131V132H92ZM107 131H109L108 133H107ZM151 131V132H152ZM158 131V132H157ZM179 131H181V130H179ZM186 131H184V133L186 132ZM193 132H194V130H192ZM243 131V130H242ZM248 131V130H247ZM0 132H1V130H0ZM7 132H9V131H7ZM9 132V134H6V132H5V135L8 137V135H10V134H12V132L10 133ZM34 132V131H33ZM56 134L55 135V137H53L54 136V133ZM67 132V133H66ZM70 132V133H69ZM84 132V133H83ZM114 132V133H113ZM123 132V134H121ZM127 133V135L126 134H124V133ZM133 132H134V134H133ZM164 132H166V133H164ZM178 132V131H177ZM192 132V133H193ZM240 132V131H239ZM245 132V131H244ZM4 133V132H3ZM22 133V132H21ZM52 133H53V136H52ZM68 133H69V136H68ZM75 133V134H74ZM94 133H96V134H94ZM102 133V134H101ZM113 133V134H112ZM137 133V134H136ZM153 133H151V134H149V133H147L148 135H150L149 137H151L150 138V140L152 139V138H154V134ZM160 133H162L161 135H160ZM164 133V134H163ZM175 133V134H174ZM182 133V132H181ZM184 133H182L183 135H184ZM188 133V132H187ZM195 133V132H194ZM236 133H237V131H236ZM33 134V133H32ZM34 134V135H35ZM105 134H109V135H113L114 136V138L112 137H110V136H106ZM136 134V135H135ZM165 134H166V136H165ZM180 134V133H179ZM178 134V135H179ZM186 134V133H185ZM189 135H190V132L188 133ZM238 134H240L241 135V133H238ZM244 134V133H243ZM4 135V136H5ZM20 135V134H19ZM22 135V134H21ZM20 135V136H21ZM79 135V134H78ZM95 135V136H94ZM98 135V136H99ZM122 135H124L125 136V138H124V136H122ZM133 135H135V136H133ZM140 135H139V137L138 138H135V139H133L135 142H137V143H133V141L130 139L131 137H128L132 142L131 143H133L132 145L134 146V145H136V144H138L139 143V140H140ZM152 135V136H151ZM163 135V137H160V136H162ZM168 135V136H169ZM177 136V137H175V138H173L174 136ZM181 135V134H180ZM189 135H187V136H189ZM239 135V136H240ZM3 136V135H2ZM5 136V138H7ZM12 136V135H11ZM81 136V135H80ZM80 136H78V137H80ZM81 136V137H82ZM86 136H84V137H86ZM98 136H97V138H98ZM120 136L122 137V139H124L125 141H123V140H121V138H120ZM144 136H147V135H144ZM170 136L168 137V138H165L164 140H163V143L166 141V144H163V143H161V144H163V145H170V143L172 142V141H170L171 139H170ZM186 136V135H185ZM237 136V135H236ZM242 136V135H241ZM14 137V136H13ZM24 138H25V136H23ZM28 137H30V136H28ZM32 137V136H31ZM74 137V138H73ZM80 137V139L81 140H83L84 138L82 137L81 138ZM88 137V136H87ZM88 137V138H89ZM149 137H146V138H149ZM191 137V136H190ZM238 137V136H237ZM77 138V137H76ZM91 138V139H92ZM98 138V139H99ZM142 138H141V140H142ZM181 138H183V136L181 137ZM185 138V137H184ZM192 138V137H191ZM19 139V138H18ZM33 139V138H32ZM31 139V140H32ZM87 139V138H86ZM137 139H138V141H137ZM144 139V138H143ZM166 139H168V140H166ZM233 139H235V138H233ZM238 139H241L240 137L238 138ZM1 140H3L2 139V137H1ZM0 140V143L2 142ZM7 140V142H8V138L6 139ZM10 140H12V139H10ZM20 140V139H19ZM18 140V141H19ZM24 140H26V139H24ZM33 140H35V139H33ZM79 140V139H78ZM98 141V143H96L97 141ZM130 140L128 141V142H130ZM140 140V141H141ZM173 140V141H174ZM179 140V139H178ZM185 140H186V138H185ZM191 140V139H190ZM230 140V139H229ZM232 140V139H231ZM243 140V139H242ZM245 140V138H244V141H246ZM29 141V140H28ZM90 141V140H89ZM144 142H140V143H143V144H145L146 146H147V148L149 147H151V145L149 144V141H147L146 142V140L144 139L143 140ZM152 141H153V139H152ZM157 141H161V140H158L157 139ZM180 141V140H179ZM184 141V140H183ZM233 141V140H232ZM231 141V142H232ZM235 141V140H234ZM238 141V140H237ZM26 142V141H25ZM24 142V143H25ZM91 142H92V140H91ZM121 142L123 143V144H121ZM127 142V147L130 149V147L128 146V143ZM146 142V143H145ZM156 142V140L154 141V142H150L151 144H154ZM221 142V141H220ZM243 142V141H242ZM241 142V144H243ZM247 142V143H248ZM13 143H14V141H13ZM28 143V142H27ZM26 143V144H27ZM81 143H82V141H81ZM93 143V142H92ZM90 144V145H93V144ZM140 143L138 144V146L140 147V148H142V146H143V149L145 150V151H147V148H144V147H146V146H144V145H140ZM157 143H159V142H157ZM176 143V142H175ZM175 143H173V144H175ZM185 143V142H184ZM183 143V144H184ZM226 143H228V141L226 142ZM244 143H246V142H244ZM8 144V143H7ZM34 144H36V146L34 145ZM148 144V145H147ZM156 144V143H155ZM160 144V143H159ZM159 144H158V147L157 148H160L159 147ZM178 144V143H177ZM180 144V143H179ZM232 144H233V142H232ZM5 145H6V142H5ZM33 145L35 146V147H33ZM82 145V144H81ZM88 146H89V144H87ZM87 145H86V147H87ZM124 145V146H123ZM131 145V144H130ZM163 145H161V146H163ZM167 145V146H168ZM182 145V144H181ZM12 146V145H11ZM14 146V145H13ZM23 146V145H22ZM21 146V147H22ZM27 146V145H26ZM94 146V145H93ZM102 146V147H101ZM123 146V147H122ZM153 146V145H152ZM171 146V145H170ZM169 146V147H170ZM174 146V145H173ZM178 146V145H177ZM247 146V147H246ZM17 147V146H16ZM38 147H36V148H38ZM78 147V148H77ZM80 147H82V146H80ZM92 147V146H91ZM120 147V148H119ZM132 147V146H131ZM135 147V146H134ZM136 147H137V145H136ZM165 147V148H164ZM222 148L224 147V146H221ZM20 148V147H19ZM77 148V149H76ZM93 148V147H92ZM124 148H126V147H124ZM163 148L166 150V146H163ZM174 148V147H173ZM177 148V147H176ZM6 149V148H5ZM18 149V148H17ZM21 149V148H20ZM87 149H88V147H87ZM99 149V150H100ZM132 149H134V148H132ZM137 149H138V147H137ZM164 149H160V150H164ZM234 150L235 152H233L232 150ZM10 150V149H9ZM19 150V149H18ZM34 150V149H33ZM72 150V151H71ZM80 150H83V149H80ZM91 150V149H90ZM94 150V149H93ZM103 150V149H102ZM134 150H136V149H134ZM133 150V151H134ZM139 150V149H138ZM149 150V149H148ZM156 150V149H155ZM168 150V149H167ZM222 150V149H221ZM68 151V152H69ZM87 151V150H86ZM95 151V150H94ZM116 151V149L114 150V152ZM121 151V153L119 154V152ZM132 151V152H133ZM140 151H143V150H141L140 149ZM140 151L138 152V151H136V152H138V153H140ZM153 151V150H152ZM19 151H17V153H18ZM24 152V151H23ZM24 152V153H25ZM28 152V153H27ZM90 152V151H89ZM97 152H100V151H97ZM109 152H111L112 154V156L114 155V157H112L110 154H109ZM135 152V151H134ZM155 152V151H154ZM154 152H153V155H154ZM222 152V151H221ZM20 153H21V151H20ZM23 153V154H24ZM39 153V152H38ZM55 153V154H54ZM76 154L77 156L79 155V154ZM85 153V152H84ZM91 153V152H90ZM95 153H96V151H95ZM101 153H102V151H101ZM117 153V152H116ZM159 153V152H158ZM166 153H167V151H166ZM165 153V154H166ZM172 153V152H171ZM174 153H176V152H174ZM217 153H219V151L217 152ZM236 153H238L239 155H241L242 153L243 154H247L248 155V157H247V155L245 156V157H247L246 159H247V162H246V159L245 158H243V154H242V156H240V157H242V159L239 157V155H236ZM4 154V153H3ZM27 154H29V155H27ZM69 154V153H68ZM68 154H67V156H68ZM86 154H88L89 155V153H86ZM99 154V153H98ZM122 154V155H121ZM150 154H152V153H150ZM159 154H161V152L159 153ZM158 154V155H159ZM167 154H169V153H167ZM187 154V153H186ZM232 154H234V156H236V157H234ZM19 155V154H18ZM22 155V154H21ZM20 155V156H21ZM34 155V154H33ZM35 155H37V154H35ZM54 155V156H53ZM75 155V156H76ZM88 155L86 156V157H88ZM93 154H91L90 155V157L92 156ZM122 156V157H120V156ZM128 155H131V151H130V153L128 154ZM134 153L132 154V157H134L135 155H138L137 153L134 155ZM153 155H151V157L153 156ZM162 155H164V154H162ZM9 156V155H8ZM53 156V157H52ZM69 156H70V154H69ZM98 156V155H97ZM101 156V157H102ZM103 156V157H104ZM110 158H109V157ZM124 156V157H123ZM173 156V155H172ZM215 156V155H214ZM213 156V157H214ZM224 156V157H223ZM237 156H238V159H237ZM18 157V156H17ZM34 157V156H33ZM85 157V156H84ZM85 157V158H86ZM96 157V156H95ZM95 157H92L93 158V161H95L96 162V160H94V158ZM140 157V156H139ZM138 157V158H139ZM150 157V158H151ZM168 157V156H167ZM236 158L237 160H238V162H237V160L236 159H233V160H230V158ZM8 158V157H7ZM39 160H37V159ZM129 158H131V157H129ZM137 158V157H136ZM135 158V159H136ZM137 158V159H138ZM172 158V157H171ZM90 159V158H89ZM96 159V158H95ZM98 159V158H97ZM124 159V160H125ZM132 159V158H131ZM161 159V158H160ZM166 159H168V158H166ZM165 159V160H166ZM173 159H175V158H173ZM177 159V158H176ZM175 159V160H176ZM215 159H216V157H215ZM214 159V160H215ZM216 159V160H217ZM240 159H241V162L243 161L244 163H246V164H244V166H243V162L240 164ZM18 160V159H17ZM20 160V159H19ZM31 160H32V162H35V163H32L31 164ZM64 160V161H63ZM72 160H74L73 158H72ZM84 160H86V159H84ZM91 161H92V159H90ZM133 160V159H132ZM154 160V159H153ZM211 160V159H210ZM215 160V161H216ZM237 162L236 163V165H234L235 164V161ZM38 161V162H37ZM90 161V162H91ZM99 161V160H98ZM100 161H101V159H100ZM104 161V160H103ZM102 161V162H103ZM121 161V160H120ZM134 161V160H133ZM167 161V160H166ZM234 162V163H232L231 164V162ZM37 162V163H36ZM59 162H60V164H59ZM86 162H88V161H86ZM113 161L111 160L110 162H109V164L110 163H112ZM118 162V161H117ZM125 162V161H124ZM123 162V163H124ZM127 162H128V160H127ZM132 162V161H131ZM148 162V161H147ZM175 162V161H174ZM30 163V164H29ZM66 163V162H65ZM97 163V162H96ZM104 163H105V161H104ZM107 163V162H106ZM106 163L104 164V166H106V167H108V165H106ZM119 163V162H118ZM116 164L115 162H113V164H116V165H121L122 166V164L120 163V164ZM126 163V162H125ZM138 163H140V162H138ZM149 163V162H148ZM217 163V162H216ZM62 164H64V163H62ZM83 164V165H82ZM130 164V163H129ZM132 164V163H131ZM130 164V165H131ZM136 165V163H133V165ZM145 164V163H144ZM189 164V163H188ZM211 164V163H210ZM39 165V164H38ZM52 165V166H51ZM67 165H69V164H67ZM77 165V166H76ZM90 165H91V163H90ZM96 165H98L99 166V163L98 164H96ZM100 165H101V163H100ZM124 165V164H123ZM170 165V164H169ZM173 165V164H172ZM205 165H207V164H205ZM212 165H214V163H212ZM216 165V164H215ZM217 165V166H218ZM234 165V166H233ZM29 166V167H30ZM38 167V169H36L37 167ZM85 166V165H84ZM92 166H94V165H92ZM102 166V165H101ZM100 166V167H101ZM110 166H112V164L111 165H109V167ZM125 166V165H124ZM127 167L129 166V165H126ZM150 166V165H149ZM208 166V165H207ZM209 166H211V165H209ZM36 167V168H35ZM41 167V168H40ZM45 167H47V168H45ZM51 169V171H53L52 170V168L51 167H55L54 169H55V172L53 173L52 172V174L49 172L50 170H49V168ZM58 167V168H57ZM72 167H74V168H72ZM97 167V166H96ZM106 167H103L102 166V168L100 169L99 167H97V170H98V172L99 171H101L102 169H104L105 170V168ZM108 167V168H109ZM113 167V166H112ZM112 167H110V169H106L107 171L108 170H111V168ZM135 167H137V165L135 166ZM143 167V166H142ZM201 167H202V165H201ZM211 167H213V166H211ZM40 168V169H39ZM57 168V169H56ZM69 168V169H68ZM82 169V170H80V169ZM89 168H91V166L89 167ZM117 168V166L115 167V165H114V170ZM139 168V167H138ZM204 168V171H206V169H205V167L203 166L202 167V169ZM207 168V167H206ZM210 168V167H209ZM208 168V169H209ZM215 168H216V166H215ZM214 168V169H215ZM237 168V169H236ZM33 169H34V171H33ZM44 169V170H43ZM66 171V173H65V171ZM71 169V170H70ZM79 169V170H78ZM92 169H94L95 170V168H93L92 167ZM119 169H121V168H119ZM117 170L116 172H119L120 170ZM142 169V168H141ZM185 169H188V167L187 168H185ZM190 169V168H189ZM198 169V168H197ZM211 169V168H210ZM217 169V168H216ZM221 169V170H222ZM234 169H236V173H233V171L232 170H234ZM36 170V171H35ZM47 170H49L48 172H47ZM73 170V171H72ZM103 170V171H104ZM114 170H112L109 174L111 175V173L113 172V173H115L114 172ZM123 170V168L121 169V171ZM126 170V169H125ZM167 170V169H166ZM213 170V169H212ZM220 170V171H221ZM232 172H231V171ZM69 171H68V173L67 174H69ZM84 171V172H83ZM89 173H88V172ZM107 171H106V173L105 174H107V176L109 175L108 173H107ZM130 171V170H129ZM188 172H189V170H187ZM199 171V170H198ZM208 171V170H207ZM210 171V170H209ZM26 172V171H25ZM35 172V173H34ZM94 172H96V171H93V173ZM97 172V173H98ZM105 172V171H104ZM126 172V171H125ZM134 172V171H133ZM168 172V171H167ZM171 173H172V171H170ZM200 172V171H199ZM33 174V176H35V177H33L31 174ZM48 173H50L51 174V177H50V175L48 174ZM86 173H88V174H86ZM92 173V172H91ZM124 173V172H123ZM140 173V172H139ZM145 173V172H144ZM170 173V174H171ZM198 173V172H197ZM201 174H202V172H200ZM207 173V172H206ZM211 173V172H210ZM225 173V172H224ZM223 173V175H225ZM14 174V173H13ZM20 174H21V172H20ZM19 173H18V175H20ZM65 175V176H68V175ZM104 174V175H105ZM125 174V173H124ZM126 174H127V172H126ZM125 174V175H126ZM167 174V173H166ZM169 174V175H170ZM173 174V173H172ZM171 174V175H172ZM188 174V173H187ZM192 174V173H191ZM212 174V173H211ZM238 174V173H237ZM236 174V175H237ZM82 175H81V177H82ZM93 175V174H92ZM103 175V174H102ZM109 175V176H110ZM120 175H121V172H120ZM136 175V174H135ZM165 175V174H164ZM168 175V174H167ZM166 175V176H167ZM199 175V174H198ZM219 175V174H218ZM217 175V176H218ZM221 175H222V173L220 172V175L218 176L219 178L221 177ZM228 175V174H227ZM233 175V176H234ZM4 176V175H3ZM14 176V175H13ZM16 176H17V174H16ZM75 176V175H74ZM96 176H99L100 177V175H99V173H98V175H96ZM107 176H105V177H107ZM109 176L107 177V178H109ZM112 177H113V174L111 175ZM110 176V177H111ZM116 176H119V174L118 175H116ZM124 176V175H123ZM165 176V177H166ZM176 176V175H175ZM209 176V175H208ZM238 176V175H237ZM48 177H50L49 179H48ZM56 177H54L53 178V180L56 178ZM114 177H115V175H114ZM113 177V179L114 180H116L115 178ZM121 177V176H120ZM124 177H126V176H124ZM141 177V176H140ZM192 177H193V175H192ZM198 177V176H197ZM204 177V176H203ZM210 177H212L213 178V175H210ZM210 177L208 178V179H210ZM21 178V177H20ZM101 179L102 178H104V177H100ZM159 178V177H158ZM164 178V177H163ZM168 178H170V177H168ZM167 177L165 178L166 179V181L165 180H160V182L161 181H163V182H165V184L163 183V182H161V184L163 185V186H161V187H164V185H165V189L164 188H162L161 189V187H160V189L162 190H160V192H158V194L159 193H161L162 192V201H164V203L163 202H161V199H159V198H161V197H159V198H157V201L155 200L156 198V193H153L154 194V196L152 195V193L151 192H153V188L152 189H150L149 187H154V186H149L148 188L150 189V193H149V191L146 193V194H148V195H146L145 194V192L143 193V194H145L147 197V199H151V201L149 200V202L147 201V199L144 201V202H148L149 204L150 203H153V202H155V203H157L158 202V204H159V206L160 207H162V209H161V211H160V209L158 208V210H159V212L160 213H162V212H164L166 209H167V211L169 210V209H171L170 208V206H171V204H172V202L174 201V196H176V194H178V196H179V192L178 193H176L174 190H172V191H174V192H172L171 191V189L173 188H175V189H177V187H178V184H177V181L176 182H174V180H172V182H170V183H168V184H166V182H168L169 180H167L168 179ZM175 178V177H174ZM183 178H184V176H183ZM202 178V177H201ZM205 178V177H204ZM217 178V177H216ZM57 179H55L54 181H56ZM71 179V180H70ZM100 179V181H106L105 179H102L101 180ZM111 179V178H110ZM110 179H107V182H105L106 184H104V182H103V184H102V182H100L98 179H95V180H85L86 182H82V180H80L79 181V183L78 184H81V185H78V189L80 188V190H81V188H83V191H84V188H85V186L86 185H88V183L89 182H91V183H93V184H91V183H89V186H90V184L92 185V188L94 189V191H96L97 190V192L99 193V191H98V188H99V186H100V188H101V190L107 185V183H109V181H111ZM120 179V178H119ZM161 179V178H160ZM170 179H172V177L170 178ZM188 179L189 178H187V181H188ZM195 179V178H194ZM218 179V178H217ZM239 179V181H237ZM52 180V179H51ZM52 180V181H53ZM84 180V179H83ZM96 180H98V181H96ZM109 180V181H108ZM121 180H123V178L121 179ZM220 180V179H219ZM67 181H70V182H67ZM75 181V182H74ZM88 181V182H87ZM93 181H95V185H94V182ZM117 181L118 180H116L115 182H114V185L116 186V183H117ZM155 181V180H154ZM157 181V180H156ZM186 180H184V182H185ZM190 181H192V178L191 179H189V183H190ZM201 181V180H200ZM204 181V180H203ZM211 181V180H210ZM210 181H208V182H210ZM214 181H215V179H214ZM12 182H13V180H12ZM96 182H98V185L96 186ZM113 182V181H112ZM119 182H120V180H119ZM125 182V181H124ZM142 182V181H141ZM176 183V185H177V187H175L176 185L174 184V183ZM193 182H194V180H193ZM193 182H191V184L192 185H194V183ZM198 182V181H197ZM220 182V181H219ZM220 182V183H221ZM53 183H56V182H52V184ZM64 183V184H63ZM83 183H85L84 184V187H82L83 186ZM99 183H101V184H99ZM144 183V182H143ZM155 183V182H154ZM159 183V182H158ZM178 183H179V185L180 186H182L181 185V183H180V181L178 180ZM182 183H183V181H182ZM188 183V182H187ZM188 183V184H189ZM218 183V182H217ZM15 184V183H14ZM19 184V183H18ZM124 184V183H123ZM126 184V183H125ZM170 184H172V185H174V187L172 186V185H170ZM187 184V185H188ZM191 184H189L188 185V187L190 188V191L189 190H186L185 188V190L186 191H188V193L187 194H189V192L191 193V191H193L192 189H197V187H196V185H194L195 187L193 188V187H191L192 185ZM215 184V183H214ZM50 185V186H49ZM101 185L103 186V185H105L104 187H101ZM141 185H143L142 183H141ZM140 185V186H141ZM168 186V188H167V186ZM169 185H170V187H169ZM185 185V184H184ZM198 185V184H197ZM199 185H200V183H199ZM54 186H55V184H54ZM54 186H52V187H54ZM81 186V187H80ZM96 186V187H95ZM108 186H109V184H108ZM107 186V187H108ZM111 186H112V183H111ZM118 186H119V184H118ZM124 186V185H123ZM171 186H172V188H171ZM213 186H215L216 187V185H213ZM219 186V185H218ZM15 187V186H14ZM18 187V186H17ZM22 187V188H23ZM48 187V188H47ZM56 187V186H55ZM57 187V188H58ZM72 187V188H71ZM138 187V186H137ZM145 187H147V186H145ZM20 188V187H19ZM21 188V189H22ZM23 188V189H24ZM87 188H89L88 186L85 188V191L86 192H82V193H84L83 194V196L84 195H86V194H88V192L90 191V193H93L92 191H93V189L91 188V189H87ZM95 188H96V190H95ZM148 188H146V189H148ZM158 188H159V185H158ZM179 188H181V187H179ZM188 188V189H189ZM192 188V189H191ZM199 188V187H198ZM201 188V190L203 191V188L202 187H200ZM209 188V187H208ZM211 188H212V185H211ZM22 189V190H23ZM33 191H32V190ZM48 189V190H47ZM58 189H60V188H58ZM111 189V188H110ZM141 189V188H140ZM144 189V188H143ZM142 189V190H143ZM168 189V190H167ZM218 189V188H217ZM18 190V189H17ZM39 190H40V192H39ZM49 191V193L47 192V191ZM55 190V191H57L58 193L56 194V195H53V191ZM61 190V189H60ZM68 190V189H67ZM67 190H66V192H67ZM70 190H69V192H70ZM92 190V191H91ZM104 190V189H103ZM145 190V189H144ZM152 190V191H151ZM156 190V189H155ZM168 191V192H166V191ZM170 190V191H169ZM184 190V191H185ZM199 191V189H198V191L199 192H201L202 193V191ZM205 190V189H204ZM54 191V192H55ZM62 191V190H61ZM64 191V190H63ZM74 191H73V193H74ZM113 191V190H112ZM164 191V192H163ZM185 191V192H186ZM217 191V190H216ZM18 192V191H17ZM44 192H46V193H44ZM79 192V191H78ZM104 192V191H103ZM102 192V193H103ZM170 192H171V194L173 193L174 195L171 197L170 195ZM183 192V191H182ZM182 192H180V195H181V193ZM204 192V191H203ZM230 192V193H231ZM23 193H25V190L23 191ZM22 193V194H23ZM56 193V192H55ZM68 193V192H67ZM72 193V194H73ZM86 193V194H85ZM89 193V195L88 196H90L91 194ZM106 193V192H105ZM109 193V192H108ZM115 193V192H114ZM113 193V194H114ZM163 193H165V195H163ZM170 194L169 195V198H167V196L166 195H168V194ZM184 193V192H183ZM194 193V192H193ZM192 193V194H193ZM228 193V194H227ZM242 193V194H241ZM59 194H61V193H59ZM70 194V193H69ZM77 194V193H76ZM76 194H73V196L75 195L76 196V198L78 197ZM79 194H81V192L79 193ZM112 194V193H111ZM152 195V197H151V195ZM187 194H185V195H187ZM216 194V193H215ZM19 195H20V192H19ZM62 195V194H61ZM67 195V194H66ZM107 195V194H106ZM109 195V194H108ZM140 195V197H141V193L139 194ZM159 195H161V194H159ZM182 195H184V194H182ZM227 195V196H226ZM237 195V196H238ZM52 196H54V197H52ZM74 196V197H75ZM80 196V195H79ZM87 196V195H86ZM96 196H97V194H96ZM114 196V195H113ZM144 196V195H143ZM148 196H150V197H148ZM188 196V195H187ZM196 196V195H195ZM202 196V195H201ZM233 196H234V194H233ZM245 196V197H246ZM2 197H3V200H5V198H4V196L2 195ZM12 197V196H11ZM63 195L62 196H60V197H58V198H55L53 201H55V202H57L58 201V199H61V200H59L58 202H60V203H63V205L64 204H66V202L68 203L69 201H67V199L66 200H64L63 199ZM66 197H68V196H66ZM65 197V198H66ZM82 197V196H81ZM98 197H99V195H98ZM105 197V196H104ZM117 197V196H116ZM122 197H124V196H122ZM121 197V200L123 201V199L124 198H122ZM155 199H154V198ZM158 197V196H157ZM165 197V198H164ZM180 197V196H179ZM178 197V198H179ZM189 197H190V195H189ZM192 197V196H191ZM217 197V196H216ZM232 197V196H231ZM236 197V196H235ZM241 197V196H240ZM244 197V196H243ZM6 198H7V196H6ZM69 198V197H68ZM74 199L72 196L70 197V199ZM80 198V197H79ZM92 198V197H91ZM90 197H89V199H91ZM95 198V197H94ZM107 197H105V199H106ZM134 198V197H133ZM137 198H138V196H137ZM155 200H153V199ZM168 200H167V199ZM173 199V201L171 202V200ZM178 198H176L177 200H178ZM182 197H180V199H181ZM193 198V197H192ZM233 198V197H232ZM231 198V199H232ZM2 199V198H1ZM36 199H35V202H37L36 201ZM45 199V198H44ZM71 199V200H72ZM84 199H85V196H84ZM83 199V200H84ZM96 199V198H95ZM100 199V198H99ZM109 199H110V196H109ZM108 199V200H109ZM112 200H113V198H111ZM135 199V198H134ZM143 199H144V197H142V201H143ZM169 199H171L170 201H169ZM176 199H175V201H176ZM184 199H185V197H184ZM183 199V200H184ZM190 199V198H189ZM239 199V198H238ZM40 200H42V198L40 199ZM83 200H81V201H78V202H82ZM98 200V199H97ZM118 200V199H117ZM120 200V199H119ZM127 200V199H126ZM169 201V203L171 202V204H167V205H170V206H167V205H164V204H166L167 202ZM182 200V201H183ZM1 201V200H0ZM9 201V200H8ZM34 201V200H33ZM48 201V200H47ZM61 201H64V202H61ZM66 201V202H65ZM87 201V200H86ZM90 201H92V199L90 200ZM95 201V200H94ZM99 201V200H98ZM101 201V200H100ZM116 201V200H115ZM114 201V202H115ZM124 201H125V199H124ZM129 200H127L126 202H128ZM136 201V200H135ZM159 201L161 202V203H159ZM178 201H180V200H178ZM188 201V200H187ZM187 201H186V203H187ZM190 201H191V199H190ZM205 201V200H204ZM211 201V200H210ZM3 202V201H2ZM1 202V203H2ZM38 202H39V200H38ZM42 202V201H41ZM41 202H39V204L41 203ZM43 202H45V201H43ZM52 202V201H51ZM54 202V203H55ZM57 202V203H58ZM71 202V201H70ZM112 202V201H111ZM139 202V201H138ZM141 202V201H140ZM144 202H141V203H144ZM183 202H185V201H183ZM189 202V201H188ZM0 203V204H1ZM5 203V204H4ZM4 203H2L1 205H8V203H6V200H5V202ZM14 203H15V200H14ZM29 203H31V202H29ZM48 203V202H47ZM54 203H52V204H54ZM59 203V204H60ZM72 203V202H71ZM77 203V202H76ZM117 203V202H116ZM124 203V202H123ZM137 203V202H136ZM135 203V204H136ZM163 203V204H162ZM178 203H181V202H178ZM175 204L174 205V207L173 206H171V207H173V209L175 208V206H176V208H181V207H179L180 205L179 204ZM185 203V204H186ZM208 203H209V201H208ZM207 203V204H208ZM11 204V203H10ZM13 204V203H12ZM18 204H19V202H18ZM33 204V203H32ZM38 204V203H37ZM42 204V203H41ZM126 205H128L127 203H125ZM125 204H124V207L126 208L127 206H125ZM149 204H147L146 203V205H145V203H144V205L145 206H148V207H150L149 206ZM160 204H162V205H160ZM184 204V203H183ZM189 204V203H188ZM204 204V203H203ZM206 204V203H205ZM210 204H212V203H210ZM238 204H240V203H238ZM1 205H0V207H1ZM14 205H16V204H14ZM13 205V206H14ZM26 205H28V204H26ZM30 205V204H29ZM82 205V204H81ZM95 205H97V207L96 208H98L99 206H98V204H95ZM111 205V204H110ZM116 205V204H115ZM123 205V204H122ZM132 205V204H131ZM151 205V204H150ZM152 205H154V204H152ZM173 205V204H172ZM17 206V205H16ZM50 206V205H49ZM52 206H54V205H52ZM61 205H59V207H60ZM143 206V205H142ZM144 206V207H145ZM157 206V205H156ZM158 206V207H159ZM182 206V205H181ZM184 206V205H183ZM182 206V207H183ZM186 206V205H185ZM192 206H193V204H192ZM206 206V205H205ZM210 206L211 205H209V207L207 208L208 209V211H209V213H211V215L212 216H217V217H219V219L218 218H216V217H214V218H212V217H210L211 215L209 214V213H207L209 216V218L211 219V222L213 221H215L213 224L209 221V222H207V223H209V227H208V229H206V230H208V232H206L204 229V227H206V226H204L203 227V230H204V232H206V234L207 235H209V233H210V239L217 233V231L219 230V228H221L222 227V225L223 224H225L226 225V222H227V219H228V217H229V215H231V213H232V211L236 208V206H235V204H234V206H233V203H232V205L231 204H228L227 206H225L223 209H222V211H217V209H218V207H216L215 205H214V207H213V204H212V206H211V208H210ZM238 206V205H237ZM240 206V205H239ZM238 206V207H239ZM4 207V206H3ZM12 207V206H11ZM65 207V206H64ZM93 207V206H92ZM95 207H94V209H95ZM104 207V206H103ZM123 207V206H122ZM130 207H132V206H130ZM129 207V208H130ZM140 207V206H139ZM144 207H142V209L144 208ZM152 207V206H151ZM163 207H164V209H163ZM165 207H167V208H165ZM189 207H191V206H189ZM235 207V208H234ZM240 207H242V206H240ZM6 208L8 209L9 207H7L6 206ZM17 208H19L18 206H17ZM48 208V207H47ZM79 208V207H78ZM100 208V207H99ZM108 208V207H107ZM112 208V207H111ZM115 208V207H114ZM116 208H117V206H116ZM115 208V209H116ZM124 208V209H125ZM183 208H185V207H183ZM182 208V209H183ZM188 208V207H187ZM186 208V209H187ZM194 208V207H193ZM206 208H205V211H207L206 210ZM234 208V209H233ZM2 209V208H1ZM14 209H16V208H14ZM63 209V208H62ZM110 209V208H109ZM113 209V208H112ZM149 209V208H148ZM151 209H156L155 207L154 208H150V210ZM182 209H180L181 211H183ZM186 209H184L185 211H186ZM189 209V208H188ZM233 209V210H232ZM240 209V208H239ZM12 210V209H11ZM21 210V209H20ZM20 210H18V211H20ZM54 210V209H53ZM63 210H65V208L63 209ZM95 210H97V209H95ZM102 210V209H101ZM120 210H123V209H120ZM147 209L145 208V210H144V212L146 211ZM149 210V211H150ZM158 210H155V211H158ZM164 210V211H163ZM176 210V209H175ZM179 210V211H180ZM17 211V210H16ZM22 211V210H21ZM20 211V212H21ZM62 211V210H61ZM108 211V210H107ZM148 211V212H149ZM154 210H152L151 212H153ZM154 211V212H155ZM188 211V210H187ZM189 211H190V209H189ZM235 211V210H234ZM1 212V211H0ZM5 212V211H4ZM3 212V213H4ZM7 212V211H6ZM9 212H12V211H9ZM68 212V211H67ZM95 212V211H94ZM99 212V211H98ZM97 212V213H98ZM115 212V211H114ZM170 213H171V215H173V213H174V211L171 209L170 211H169ZM173 212V213H172ZM177 212V211H176ZM191 212H193V211H191ZM239 214H240V212L239 211H237ZM13 213V212H12ZM11 213V214H12ZM15 213V212H14ZM13 213V214H14ZM25 213V212H24ZM106 213V212H105ZM110 213V212H109ZM108 213V214H109ZM125 213V212H124ZM123 213V214H124ZM129 213V212H128ZM166 213V211L164 212V214ZM168 213V212H167ZM188 213V212H187ZM206 213V212H205ZM13 214H12V216H13ZM16 214V213H15ZM19 214V213H18ZM17 214V215H18ZM31 214V213H30ZM69 214V213H68ZM93 214H95V213H93ZM100 214H101V212H100ZM107 214V213H106ZM135 214V213H134ZM143 214V213H142ZM149 214H151V213H149ZM192 214V213H191ZM232 214H234V213H232ZM2 215V214H1ZM25 215V214H24ZM23 215V216H24ZM28 215V214H27ZM58 214H56L55 216H57ZM71 215V214H70ZM92 215V214H91ZM110 215V214H109ZM115 215V214H114ZM129 215V214H128ZM133 215V214H132ZM157 215V214H156ZM166 216L168 215V214H165ZM175 215V214H174ZM178 215V214H177ZM188 215V214H187ZM9 216V215H8ZM60 216V215H59ZM62 216V215H61ZM83 216V215H82ZM123 216V215H122ZM125 216V215H124ZM190 216V215H189ZM192 216V215H191ZM237 216V215H236ZM5 217H7V216H5ZM4 217V218H5ZM14 217V216H13ZM29 217V216H28ZM72 217V216H71ZM99 217V216H98ZM105 217V216H104ZM168 217H171V219H172V216H169L168 215ZM176 217V216H175ZM179 217V216H178ZM177 217V218H178ZM10 218V217H9ZM17 219H18V217H16ZM33 218V217H32ZM52 218V217H51ZM50 218V219H51ZM55 218V217H54ZM115 218H117L116 216H115ZM123 218V217H122ZM135 218V217H134ZM143 218V217H142ZM233 215H232V217L229 219L230 220V222L232 223V221H233ZM6 219V218H5ZM11 219V218H10ZM59 218H57V220H58ZM60 219H62L61 217H60ZM59 219V220H60ZM80 218H78L77 220H79ZM82 219V218H81ZM80 219V220H81ZM94 219H96V218H94ZM99 219H100V221H101V218L99 217ZM105 219V218H104ZM180 219V218H179ZM178 219V220H179ZM208 219V218H207ZM206 219V220H207ZM212 219H214V220H212ZM236 219V218H235ZM55 220V219H54ZM53 219H52V221H54ZM58 220V221H59ZM70 220V219H69ZM68 220V221H69ZM75 220V219H74ZM84 220V219H83ZM82 220V221H83ZM87 220V219H86ZM86 220L84 221V222H86ZM93 220V219H92ZM119 220V219H118ZM121 220V219H120ZM147 220H149V219H147ZM154 220V219H153ZM161 220V219H160ZM164 222L166 221V220H168V221H166L165 223H167V225L164 223V222H161V223H164V227H166V226H168V227H166V228H168L169 229V227H170V225L173 223V226L175 225L174 224V222L173 221H177V220H174V219H172L170 222H171V224L170 225H168V222H169V220L170 219H166V217L164 216ZM162 220V221H163ZM183 220V219H182ZM190 220V219H189ZM205 220V221H206ZM218 220V221H217ZM9 221V220H8ZM14 221V220H13ZM18 221H19V219H18ZM38 221V220H37ZM50 221V220H49ZM65 221H67V220H65ZM82 221H81V223H82ZM90 221V220H89ZM98 221V220H97ZM97 221H96V223H97ZM108 221V220H107ZM109 221H110V219H109ZM222 223H220V222ZM4 222V221H3ZM2 222V223H3ZM35 222V221H34ZM39 222H41V221H39ZM74 222H76V221H74ZM78 222H80V221H78ZM103 222V221H102ZM101 222V223H102ZM113 221H111V223H112ZM118 222V221H117ZM121 222V221H120ZM123 222V221H122ZM155 222H157L156 220H155ZM204 222V221H203ZM216 222H218V225L216 224ZM233 222V223H234ZM15 223V222H14ZM45 223V222H44ZM57 223V222H56ZM62 223V222H61ZM66 223V222H65ZM64 223V224H65ZM71 223V222H70ZM69 223V224H70ZM81 223H79V225L81 224ZM91 223L93 224V222L91 221ZM106 223V222H105ZM119 223V222H118ZM158 223V222H157ZM156 223V224H157ZM181 223V222H180ZM182 223H184V221L182 222ZM205 224H207L206 222H204ZM232 223V224H233ZM33 224V223H32ZM37 224V223H36ZM35 224V225H36ZM48 224V223H47ZM58 224V223H57ZM60 224V223H59ZM63 224V225H64ZM72 224H73V222H72ZM77 224V223H76ZM99 224V223H98ZM117 224V223H116ZM123 224V223H122ZM135 224H137V223H135ZM146 224V223H145ZM177 224V223H176ZM220 224V225H219ZM235 224V225H236ZM14 225V224H13ZM19 224H17V226H18ZM34 225V224H33ZM32 225V226H33ZM40 225V224H39ZM46 225V224H45ZM50 225V224H49ZM48 225V226H49ZM74 225V224H73ZM79 225H77V227L79 226ZM83 225V224H82ZM85 225V224H84ZM111 224L109 223V226H110ZM127 225V224H126ZM149 225V224H148ZM158 225V224H157ZM159 225H160V223H159ZM163 225V224H162ZM183 225V224H182ZM1 226V225H0ZM6 226V225H5ZM12 226V225H11ZM11 226H10V228H11ZM16 226V225H15ZM21 226V225H20ZM32 226H30V229H33V227ZM44 226V225H43ZM47 226V225H46ZM53 226H55V224L53 225ZM57 226V225H56ZM67 226V225H66ZM70 226L72 227V225L70 224ZM91 226H93V225H91ZM99 226H100V224H99ZM105 226H108V224L107 225H105ZM108 226V227H109ZM122 226V225H121ZM128 226V225H127ZM131 226V225H130ZM161 226V225H160ZM172 226V227H173ZM175 226H177L178 227V225H175ZM181 226V225H180ZM29 227V226H28ZM32 227V228H31ZM42 227V226H41ZM41 227H40V229L39 230H41ZM58 227V226H57ZM82 227V226H81ZM86 227V226H85ZM125 227V226H124ZM148 227V226H147ZM163 227V226H162ZM177 227H175V229H177ZM184 227V226H183ZM201 227V226H200ZM199 227V228H200ZM217 227H219V228H217ZM1 229H3L2 227H0ZM6 228V227H5ZM4 228V229H5ZM17 228V227H16ZM18 228H19V226H18ZM25 228H27V227H25ZM36 228H38V227H36ZM55 228V227H54ZM78 228H80V227H78ZM91 228V227H90ZM89 228V229H90ZM129 228V227H128ZM171 228V227H170ZM188 228V227H187ZM7 229H8V227H7ZM49 229V228H48ZM51 229V228H50ZM69 229V228H68ZM83 229V228H82ZM110 229V228H109ZM132 229V228H131ZM164 229V228H163ZM184 229V228H183ZM190 229V228H189ZM201 229V228H200ZM11 230V229H10ZM17 231H19V229H16ZM15 230V231H16ZM23 230H25L26 232H24V231H21V234L20 235H18L17 236V234L16 235H11V237H10V235H7L8 236V238H10L9 240H12V237L13 238H17L18 240H20V241H22V242H27V244L25 245V243H24V245L25 246H27V249H26V252L28 253V255H27V259L29 258V259H31V261L28 259V261H30L32 264H39V262H42V261H40V258H39V253H38V251H37V249L36 248H38L37 247V243H35V245H34V243H33V240H35V238L33 239V237L35 236L34 234V236L32 235V233H31V231H33V230H31L30 232H28V230L27 229H23ZM37 230V229H36ZM35 230V232H37ZM59 230V229H58ZM58 230H57V232H58ZM78 230V229H77ZM99 230V229H98ZM97 230V231H98ZM165 230V229H164ZM167 230V229H166ZM171 230V229H170ZM172 230H173V228H172ZM179 230V229H178ZM188 230V229H187ZM191 230H192V227H191ZM4 231H7L6 229L4 230ZM3 231V232H4ZM12 231V230H11ZM13 231H14V229H13ZM17 231H16V233H17ZM42 231H44V232H46L45 231V229L44 230H42ZM82 231V230H81ZM94 231V230H93ZM100 231H101V229H100ZM118 231V230H117ZM116 231V232H117ZM180 231H182V228L180 229ZM186 231V230H185ZM0 232H2V231H0ZM2 232V233H3ZM23 232V233H22ZM28 232V233H27ZM49 232V231H48ZM57 232H55V233H57ZM87 232V231H86ZM123 232V231H122ZM127 232V231H126ZM136 232V231H135ZM189 231H187V233H188ZM191 232V231H190ZM5 233V232H4ZM9 233H10V231H9ZM18 233H20V232H18ZM38 233V232H37ZM41 233V232H40ZM77 233V232H76ZM95 233V232H94ZM138 233V232H137ZM175 233H177V232H175ZM174 233V230H173V234L175 235V237H177L176 236V234ZM179 233H181V232H178V234ZM184 233H186V232H184ZM181 234L182 236L184 235L185 236V234ZM42 234H43V232H42ZM51 234H53V233H51ZM69 234V233H68ZM81 234V233H80ZM131 234V233H130ZM155 234V233H154ZM0 235H1V233H0ZM37 235V234H36ZM50 235V234H49ZM64 235V234H63ZM83 235H85V234H83ZM186 235H188L189 237L188 238H191L190 237V235H191V233H190V235L189 234H186ZM242 235V236H243ZM2 236V238H3V236L4 235H1ZM0 236V237H1ZM239 236H238V238H239ZM84 237V236H83ZM86 237V236H85ZM89 237V236H88ZM122 237V236H121ZM174 237V238H175ZM7 238V239H8ZM37 238V237H36ZM40 238V237H39ZM38 238V239H39ZM127 238V237H126ZM179 238V235H178V237H177V239ZM182 238V237H181ZM184 238H186V237H184ZM187 238V239H188ZM241 238V237H240ZM239 238V239H240ZM70 239V238H69ZM176 239V238H175ZM187 239H186V241H187ZM243 239V238H242ZM9 240H5V241H9ZM16 242H17V240L16 239H14ZM41 240V239H40ZM83 240V239H82ZM115 240V239H114ZM178 240H180V239H178ZM190 241H191V239H189ZM188 240V241H189ZM244 240V239H243ZM0 241H4V239H0ZM19 241V242H20ZM36 241V240H35ZM39 241V240H38ZM44 241V240H43ZM126 240L124 239V242H125ZM181 241V240H180ZM180 241H178L177 243H179ZM185 241V239H183V241L182 242H184ZM186 241H185V243H183L184 244V246H183V244L182 245H180L181 247H179L180 248V250L181 249H183L182 251H178V245L180 244V243H182V242H180L179 244H177V243H175V244H172V245H174V246H168L169 248H171L172 249V251H173V253H174V251H175V257H174V259L172 260V262L175 260V259H177V258H182V256H183V261H181L180 262V260L178 261V263L176 262V260H175V262L177 263V264H180V263H182L183 262V264H195V263H193V262H195V261H197L196 259V256H195V254L198 256H206L205 258H203L202 256H201V259L203 260V259H206V260H203L204 261V263L203 264H217V258H219V256H218V253H220L221 254V252H219L218 250L220 249V244L219 245H217V244H214L211 240L209 241V242H206V243H208V244H204L205 246L203 247L204 249H201L200 248V252H198V249H196L197 251H196V253L194 252V256H195V258H194V260L195 261H193L192 260V251H195L194 250V247H193V250L191 251L189 248L192 246V245H195V244H193V243H189L190 244V247H189V244H188V241H187V245H188V247L189 248H187V246H186ZM240 241V240H239ZM250 241H252V244H251V242ZM10 242V241H9ZM12 242H13V240H12ZM12 242H10V243H12ZM18 242V244L20 245V243ZM173 242H174V240H173ZM1 244H2V242H0ZM10 243H8V246H9V244ZM40 243V242H39ZM67 243V242H66ZM159 243V242H158ZM243 243H245V242H243ZM4 244H5V242H4ZM3 244V245H4ZM177 244V245H176ZM203 244V243H202ZM201 244V245H202ZM239 244V243H238ZM3 245H2V247H3ZM17 245V244H16ZM18 245V246H19ZM30 245V246H29ZM46 245V244H45ZM51 245V244H50ZM118 245V244H117ZM124 245V244H123ZM242 245V244H241ZM6 246H7V244H6ZM24 246V247H25ZM47 246V245H46ZM74 246H76V245H74ZM163 246L164 245H162V249H163ZM175 246H177V247H175ZM182 246H183V248H182ZM199 246H200V244H199ZM199 246L197 247V248H199ZM203 246V245H202ZM23 247V248H24ZM47 247H49V246H47ZM55 247H57V246H54V248ZM134 247V246H133ZM136 247V246H135ZM174 247H175V249H174ZM201 247V246H200ZM242 247H243V245H242ZM241 247V248H242ZM21 248V247H20ZM52 248V247H51ZM87 248V247H86ZM118 248V247H117ZM178 248V249H177ZM219 248V249H218ZM5 249V248H4ZM9 249H10V247H9ZM12 249H13V247H12ZM40 249V248H39ZM56 249V248H55ZM161 249V250H162ZM166 249V248H165ZM174 249V250H173ZM192 249V248H191ZM243 249V248H242ZM241 249V250H242ZM6 250V249H5ZM22 250V249H21ZM61 250V249H60ZM64 250V249H63ZM84 250V249H83ZM92 250V249H91ZM90 250V251H91ZM95 250V249H94ZM121 250V249H120ZM119 249H118V252L120 251ZM160 250V251H161ZM203 250V251H202ZM236 250V249H235ZM245 250H242V254L243 253H245V252H243V251H245ZM11 251V250H10ZM20 251V250H19ZM18 251V252H19ZM45 251V250H44ZM53 251V250H52ZM57 251V250H56ZM65 251V250H64ZM82 251V250H81ZM89 251V250H88ZM159 251V252H160ZM172 251H171V254H172ZM178 251V252H177ZM188 251H191V254H190V252H188ZM202 251V252H201ZM21 252V251H20ZM40 252V251H39ZM87 252V251H86ZM137 252V251H136ZM158 252V253H159ZM163 252V251H162ZM181 252H182V254H181ZM231 252H233V251H231ZM8 253V252H7ZM63 253V252H62ZM94 253V252H93ZM156 253V252H155ZM165 253H166V251H165ZM181 254V256L179 257L178 256V254ZM199 253V254H198ZM203 253V254H202ZM234 253V252H233ZM238 253V252H237ZM240 253V252H239ZM237 254V256L238 255H240V254ZM245 253V254H246ZM249 253H247V254H249ZM14 254V253H13ZM26 254V253H25ZM39 254V255H38ZM53 254V253H52ZM55 254V253H54ZM85 254V253H84ZM118 254V253H117ZM168 254V253H167ZM170 254V255H171ZM179 254V255H180ZM219 254V255H220ZM231 254V255H230ZM236 254V253H235ZM235 254H233L232 255V253H229V256H231L232 258H230L231 260H229L228 258H226L230 263L229 264H234V262H232V259H234V257H235ZM245 254H243V255H245ZM2 255V254H1ZM12 255V254H11ZM16 255V254H15ZM21 255V254H20ZM22 255H23V252H22ZM46 255V254H45ZM48 255V254H47ZM49 255H51V254H49ZM86 255V254H85ZM84 255V256H85ZM97 255V254H96ZM158 255H160V254H158ZM157 255V256H158ZM10 256V255H9ZM9 256H8V258H9ZM13 256V255H12ZM29 256V257H28ZM54 256V255H53ZM52 256V257H53ZM126 256V255H125ZM169 256V255H168ZM173 255H171L170 257H172ZM218 256V257H217ZM221 256V255H220ZM229 256H227V257H229ZM236 256V257H237ZM22 257V256H21ZM26 257V256H25ZM80 257V256H79ZM86 257V256H85ZM88 257V256H87ZM160 257V256H159ZM177 257V258H176ZM239 257V256H238ZM243 257L244 256H242L241 255V257H239V259L241 260V258L243 259ZM14 259H15V257H13ZM17 258V257H16ZM51 258V257H50ZM96 258V257H95ZM164 258H166V257H164ZM167 258H169V257H167ZM246 258V257H245ZM250 258V259H251ZM24 259V258H23ZM52 259V258H51ZM60 259V258H59ZM73 259V258H72ZM92 259V258H91ZM94 259V258H93ZM200 258H199V262L198 263H200L202 260H201ZM225 259V261L227 262V260ZM4 260V259H3ZM9 260V259H8ZM7 260V261H8ZM11 260V259H10ZM18 260H19V258H18ZM17 260V261H18ZM21 260V259H20ZM26 260V259H25ZM57 260V259H56ZM77 260V259H76ZM90 260V259H89ZM124 260V259H123ZM160 260V259H159ZM201 260V261H200ZM239 260V261H240ZM54 261V260H53ZM94 261V260H93ZM96 261V260H95ZM121 261V260H120ZM166 261H168V259L166 260ZM191 261H193L192 263H191ZM202 261V262H203ZM234 261V260H233ZM238 261V262H239ZM251 261V260H250ZM2 262V261H1ZM6 262V261H5ZM26 262V261H25ZM46 262V261H45ZM47 262H50V261H47ZM81 262V261H80ZM86 262V261H85ZM170 263H168V264H171V261H169ZM174 262V263H175ZM6 263H8V262H6ZM88 263H90V262H88ZM237 263V262H236ZM242 263V262H241ZM15 264H16V262H15ZM20 264V263H19ZM30 264V263H29ZM49 264V263H48ZM51 264V263H50ZM79 264V263H78ZM82 264V263H81ZM86 264V263H85ZM122 264V263H121ZM124 264V263H123ZM156 264H159V262L157 263V261H156ZM173 264V263H172ZM222 264V263H221ZM227 264V263H226Z\"/></svg>", "mask_w": 264, "mask_h": 264}]
</instances>
